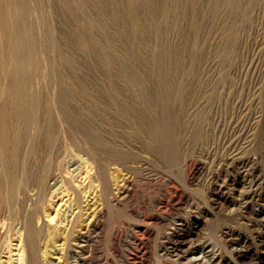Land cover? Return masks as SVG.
Returning <instances> with one entry per match:
<instances>
[{
  "label": "rangeland",
  "instance_id": "rangeland-1",
  "mask_svg": "<svg viewBox=\"0 0 264 264\" xmlns=\"http://www.w3.org/2000/svg\"><path fill=\"white\" fill-rule=\"evenodd\" d=\"M26 1H27V3H26L27 7L29 6L32 8L34 6V8H33L34 11H33V9L30 8V10H32L33 13L31 11H29L30 13L28 12L27 17H29V18L31 17L30 19L28 18V20H29L28 22L30 24V21H31L34 28L37 27L36 29L33 28L36 31V33H37V31L40 30L38 32V34H40V35L35 33L34 35H36V36H33V33H32V36H33V38H35L34 40H36V41L40 40L41 41V42L39 41L41 43V44H39V47L41 48V50L39 47H37L38 43L37 42L34 43L35 41H33V40H32V42L34 43V46L31 45V47L32 46L35 47V48H33V47L32 48H33V50L36 51V53L37 52H40V53L46 52L45 54L44 53L43 54L37 53V55L34 53V55H36V57L34 56L35 57L34 59H36V61H38V63H39L38 69L41 67V70H37V69H34V70L36 71V73L42 72V76H41V74L36 75L34 70L32 71V75H34L35 77L30 75V77H32V78H30L31 79L30 84H31V86L33 85L34 90H35L34 92L39 93V91H40L39 94H41V92H43L41 94V96L38 97L39 98L38 99L39 100L38 101L39 106L38 105L37 106H38V108L41 107V108H39L41 114H44V113L48 114L49 111H51V112L54 111V113L52 112V115H53V114H55V112H57V110L64 111V113H66L68 115L72 113L70 116H68V115L64 114L63 112L58 111L61 113L57 112V114H55L56 116L54 115L57 118H55L49 114L50 116L48 115V117H52V119H51L52 124L54 123V121H56V119L59 122L56 121L53 124V126H51L50 128H49V126L52 124L50 122H49L50 124L47 123L45 126L46 127L48 126V127L46 128L44 126L45 130H43V131H45V134H44V132H43V134L41 133L40 135L42 137L39 135L40 137L38 139H40V141H41L42 140L41 138H43L42 141H44V139L47 136L46 133L49 132V131H47L48 128L50 130L52 127H53L52 128L53 130H50L51 133L49 132L48 134L52 135V137L55 136L54 138H56L57 135L59 134L58 136L60 138H63L62 135H60V132L62 130L64 131L66 126H68V127L70 126V128H68V129L66 128L67 133L64 134L65 131L64 132L62 131L61 134L64 135V138H63L64 140L67 139V141H70L71 143H72V140L68 139L71 132L76 134L77 131H80V129H83L84 131L83 130L80 131L83 134L78 132L79 134L82 135V136L80 135V137H82V139L79 137V135L77 136V134H76L77 138L75 139V137H76L75 134H73V133L71 134V136L74 138V140H76V141L79 140L78 143L81 141L80 143L84 144L83 136L86 137L85 135L87 134L89 136L91 135V137L94 135L93 137L94 138L98 137L99 140L104 139V137L106 139V137H109V136H110V139L114 138V137L116 139L119 138L118 141L115 138H114L115 140L112 139L113 142L115 141V143H113L112 140L110 142H107V141H109V138H107L106 140L104 139V140H105V143H111L112 142L111 145L112 144H118V143L120 144L121 143V137H122L120 135V134H122L121 131L123 129L125 130V128L127 127V129H129V131L131 130V132H135L137 130L135 132L136 134L133 133V135L134 134L135 135H137V134L141 135L142 133L148 132L147 134H149V136L151 137V138L147 137L149 139V141H147L148 139L145 137L146 133H145V136L141 139H140V137H142L143 134H142V136L138 135V136H140L139 138H138V136H137V138H136V136H133V137H135V139L140 140L139 141L140 144L136 143L137 146H140L141 142H143L144 141L143 139L145 138V139H147L146 140L147 142L145 143V141H144L142 143L143 145L147 144L145 146L149 145V147L154 145V146H152V148L155 146L159 147V149L158 148L156 149V147L153 148L155 151L152 150V148L151 149L149 148V150H152V151H150L151 152L150 153L149 150L147 149L148 147H146V148L144 147L146 149L145 150V149H143V147L142 148L137 147L138 148L137 149V148H135L136 146H134V148L137 149V150H135L132 147L133 145H131V148H132L131 150L133 152L130 151V155L133 157L132 154H135L134 156H138V159H141V160H138L137 157H133V160L137 164H139V168L136 167V168H132V169H135L136 171L138 170L139 172L142 171V172H140L142 174L138 173V171L137 172L135 171L133 173L134 170H131V168H128L129 170H131L130 175H134L133 179H135L134 181H136V183H134L135 184V192H134V195L131 197V199L127 202V204L125 203L123 205L121 204V205L114 206L115 208L114 207L112 208L113 205L110 206L109 209L112 210V213L109 210V212L111 213V214L109 213V216H111V217L109 218L110 222L108 221L109 225L107 224L109 227L107 226V228H106V229H109V231L105 230L103 232V235L100 237V240H99V242H100L99 247L102 249L101 250L102 252L99 250V256L101 257V259L106 258L105 256H107L110 259V264H137L138 261H139L138 264H186L185 263L186 261H187V264H189L188 261H190V260H187V259H190L191 255L193 256V253H191V250H193V247H195V246H201L202 249L204 250L205 254H206L205 256L206 257L208 256L207 259L204 260L205 263L209 259L207 261V262L210 261L209 264H257V263L258 264H264V0H242V1L240 0L242 2V4L239 1V5L237 3L238 0H237V2H236V0H234L235 2L233 0H230V2L232 1L234 3H237V6L234 3L231 4L228 0H191L192 2L190 0H187V1L186 0H180L177 3V6H178L177 8L179 9V17H180V15H181V17H180V20H178L179 17L177 19V23L180 21L179 24H177V27H175L177 29L170 28V27L168 28L167 25L165 26V25H163L164 23L163 24L161 23L162 19L164 21V17H165V15H163L164 17L162 16V14H165L163 9H166L167 5L170 6L171 5L170 3L172 2V0H150L149 1L150 6L149 5L148 6L154 10L155 14L159 15V16L156 15L155 17H153L155 14L152 12L153 13L152 17L154 19L157 17L156 18L157 20L151 19L153 21V24H154L153 26L155 27V23L158 22L159 25L158 24H156V25H158V27L159 26H161V27L158 28L156 26V29L158 31L160 29L161 30L165 29L164 31H166V33L168 32L167 33L168 35L164 31L162 32L161 30L160 31L162 33H159L160 35L157 34L158 33L157 30L153 31V32L146 33L147 34L146 38L152 37V38H148L149 40H147L145 38V41L148 42L147 44L150 46V50L149 49H148V51L142 50V49H147V48H144V45H145L144 43L142 45L139 44V46H138L139 50H138V49H136V47H137L136 42H138L139 38L136 36H135V39L132 38V37H134V33H133L134 29H133V27H131V29H129L130 26L133 24V23H131L132 20L130 21L129 18H125L123 21H121L120 24L121 25L123 24V26H125V27L128 24V26L126 28H128L127 30L130 31L129 33L132 32L131 34H133L130 36L128 33V37L129 38L131 37L132 39H134V40H131V38H130V41H129L127 39L128 38L127 37V38H125V39H127V41H125V39H123V41H121L122 45H120L121 43L119 44V48H121V51H120L121 53H122V50L126 47L125 51L123 50V52L125 54H120V52L118 50L117 51L114 50V49H116V48H114L115 47V45H114L115 40H114V38L111 39L112 36L115 35V34L113 35V33H115L114 30L116 29L115 28L116 26H114V22H112L110 20L111 25H113L112 27H110L111 26L110 24H108L109 25L108 27L105 24L109 20V17H111V14L113 12L112 9H108L107 13H104V15L106 16L105 17L101 11L96 13V11H99L100 8L97 7L98 8V10H97V8L94 5H96V6H98V5H97V3L95 4L96 1L94 2V0H92V2H91V0H86V1L84 0V2L87 4V6H84V8H86V9H84L82 7L83 5H86L85 3L83 4L82 2H80L82 0H80L79 2L77 0L69 1L72 3L74 2L73 5L76 4L77 7L73 6V5H69L72 3H68V0H66V3L62 0H59L63 4L65 3L64 6L66 8L58 0H45V3H43L44 6L40 5V4H42L43 0H41V2H40V0L39 1L38 0H30L31 3L32 2L35 3V5L32 3L31 4L32 6H30L29 0H24V2H26ZM47 1H49V2H47ZM120 1L118 0V4L123 3L122 5L124 6V8H123V6H121V4H120V6L118 5V7L121 8V10H123L126 8L127 2L125 0H123L125 2H122V0H120ZM166 1L168 2L167 4H166ZM163 2H164V5L166 4L165 6H163V4H162ZM67 3H68V6L70 7L69 10H72L73 13L71 11H70V13H68L69 11H67V9L69 7L66 6ZM36 4L40 8L45 7V5L48 4L49 6L47 5L46 8L49 9V11L47 10L48 11L47 12L46 9H44V8H42V10H40L39 7H36ZM80 4L81 5L83 4V5L81 6ZM51 5H52V7H50ZM78 5H80L81 7H79ZM88 5H90V6H88ZM60 6L61 7L63 6L64 9H63V7L61 8ZM92 6H94L93 8H95V9L91 11ZM161 6L163 7V9ZM232 6H234V7H232ZM29 7H28V9H29ZM74 7L76 9L78 7L79 8H78V10H76ZM90 7H91V9H90ZM149 7L147 8L148 11H150ZM51 8H52V10L54 9L55 11L53 10L54 11L53 12L51 10ZM81 8H83L84 12H83V10H82V12L84 14L81 13ZM87 8L90 9V11ZM109 8H112V7H109ZM152 9H151V11H152ZM37 10H39V11H37ZM43 10H45L46 13L43 12ZM63 10H64V12L67 11V14L63 15V13H64ZM75 10L77 11V13L79 15H76ZM85 10L88 11L89 15L87 14V12H85ZM109 10H111V11H109ZM35 11L39 12V13L42 11L43 14L41 13V15L40 14L39 15L42 17L47 16V18H49L47 20V18L45 17L46 21L48 22V25H50L49 27H47V24L44 25L45 24L44 23V20H45L44 17H43L44 18L43 22L41 21L43 19L42 17L36 18L39 15ZM93 11H95V13ZM160 11H162V12H160ZM180 11H181V14H180ZM49 12H51V13H49ZM56 12H58V14ZM74 12H75V14H74ZM90 12H93V13H90ZM52 13L56 14V16H54V14H53V16L55 18V19L53 18L54 21H52L53 20L52 19ZM85 13H86V15H85ZM109 13H111V14H109ZM33 14L36 17L32 16ZM59 14L60 15L62 14V15L60 16ZM69 14L71 15V17H69L70 16ZM90 14L93 16H91ZM97 14L98 15L100 14V18L103 19V21L105 18L107 19V20L105 19L106 22L104 21V24H105L104 26H105V28L106 27L107 28L110 27V28H109V31H107V32L105 31V35H107V37H108L109 36L108 34L111 33L110 34L111 40H105L104 39L105 35H104L103 29H102V28H104V26L100 29V31L97 30L94 32V30H91L92 28H90V24L92 22V19L93 20L96 19L99 21L101 20L100 18L99 19L97 18V17H99ZM107 14H109V17H107L108 16ZM29 15H31V16H29ZM73 15L77 16L76 19ZM80 15H83V16H80ZM78 16H80V17L85 16V17L82 18L83 20H81L80 17H78ZM86 17L89 20L92 18L91 21L89 22V20ZM158 17H160V18H158ZM40 18H42V19L40 20ZM35 19H36V21L38 20L37 22H39V20H40V22L42 24L39 25L40 22L38 24L35 21ZM77 19L81 20V21H78ZM126 19L129 20L128 23L124 22V21H127ZM158 19L160 22L158 21ZM49 20H51V21L49 22ZM85 20H86V23H84ZM32 21H34V22H32ZM77 21L80 23H83V24L81 25ZM110 21L107 23H110ZM26 22H27V19L25 20L26 25H24L27 27V25H29V24H28V22L27 23ZM34 23H35V25L36 24L37 25L34 26ZM125 23H127V24L125 25ZM78 24H79V26L81 25V27H79V26L76 27ZM84 24H86V26H88V27H84L85 26ZM32 25H31V27H32ZM51 25H54V26H51ZM132 26H134V24ZM162 26H164V27H162ZM31 27L28 26V30H30V32H33L34 30L29 29ZM74 27H75V29H73ZM47 28H50L49 34L47 32L49 29H47ZM55 28H57L56 30H58V31H56ZM107 28H106V30H107ZM84 29H85L86 33L89 30H91L90 31L91 34L90 33L86 34L83 31ZM87 29H88V31H87ZM73 30H78L79 32L76 34V32H73ZM40 32H42L43 34H41ZM50 32H52L54 34V37H53L52 33H50ZM72 32H73L74 36H72L73 35ZM108 32H110V33H108ZM154 32H156L155 36H153ZM227 32L229 34H227ZM44 33L46 35L51 34L49 36V38L50 37H52L53 39L55 37L58 38V39L55 38L54 41L52 38L50 39L53 41L52 43H55L54 45L51 43L50 40H48L49 39L48 35H47V38H46V36H44ZM95 33H96V36L99 34L98 36L100 37V40L102 39L103 42L102 41L101 42H102L103 46L100 45L101 47H97L96 45H94L95 42L93 40L91 42L92 38L89 36H91L92 34L94 35ZM150 33H153V34L151 35ZM231 33H233L234 35ZM82 34L83 35L85 34V35L83 36ZM149 34H150V36H148ZM230 34L232 37L230 36ZM41 35H43L42 38L38 37ZM76 35H78L80 37V39L77 40V38H79V37ZM87 35H89V36H87ZM158 35H159V40H161L162 43H165V45L171 43V45L173 47V52H172V56H171V60H170L171 62L165 61V59H163V57L165 58V54L163 55L164 48H162V47H165V45L160 43L161 41H159L157 38ZM163 35H165V37H168L167 38L168 43H167L166 38ZM225 35L228 37L227 39H225V37H226ZM69 36L70 37L72 36V37L70 38ZM85 36H87L89 39H87V37H85ZM102 36H103V38H102ZM43 37H45V38H43ZM74 37H75V40L77 42L75 40H73ZM37 38L38 39L40 38V39L37 40ZM154 38H156V41ZM42 39H47L48 41H50V42H47V40H46L47 44H45L49 47V49L47 46L42 45L43 44ZM82 39L84 41L87 39L91 43H89L87 40H86V42H83ZM58 40L60 41L61 44L59 43ZM81 40H82V43L78 42ZM104 40H105V42H104ZM153 40L155 41V43ZM110 41H111V43H109V45H108V42H110ZM132 41L135 45V46L133 45V47H135V48L130 46V44L132 45ZM32 42H31V44H33ZM56 42H57V44H56ZM62 42L64 44H62ZM74 42H75V44H74ZM123 42H125L124 45H123ZM149 42H150V44H149ZM49 43H51V45ZM78 43L79 44L81 43V44L79 45ZM85 43H86V45H85ZM152 43H154V44H152ZM158 43H159V45H158ZM82 44H83V46H82ZM90 44H91V47L93 45L96 46V47L93 46L94 48L92 47L93 51L91 50ZM110 44H112V45L110 46ZM52 45H53L54 49L58 48V51L55 50V52L53 53L54 50L50 49V48H52ZM55 45H57V47H54ZM60 45L62 46L63 49H65V47H66L65 45H67L70 48V49H68L66 47V49L64 50V52H66L67 50H71V51L66 52V53L69 52L68 53L69 55L74 52V49H73L74 47L76 49L79 48L78 52H74V55L78 54L77 55L78 57H75L76 55L74 56L72 54H71L72 57L71 56L69 57L65 53L61 54L63 52V49L61 47H58ZM107 45L110 46V49H111V47L114 46L113 49L111 50L112 52L115 51V53L112 55H113V57L116 58V59L114 58L115 64H112L113 66L109 65L108 62L105 61L106 58H104L105 56L103 55L104 54L103 53L104 48H102V47L106 46L105 50L109 51ZM151 45H153V47L155 45L160 46V47L155 46V52L159 53V54H157L158 57L155 56L156 53L153 52L154 48L152 49ZM71 46H72V48H71ZM79 46H82V47L80 48ZM87 46H88V49H87ZM122 46H125V47L123 48ZM140 46L142 47V49ZM45 47L47 48V50L45 49ZM127 47H128V51H127ZM83 48H86V49H83ZM158 48H160V49L158 50ZM174 48H176V50H177V52L175 51L176 53H174V50H175ZM37 49H38V51H37ZM43 49H45L46 51ZM81 49L83 50L82 52H81ZM89 49H90V54H88ZM102 49H103V52H102ZM130 49H132V51L130 52V55L132 57H133V55H135V57H133V58H131V56L128 54ZM49 50L51 53H49ZM59 50L60 51L62 50V51L60 52ZM84 50L86 52H84ZM156 50H158V51H156ZM95 51H97L99 53V55ZM100 51H101V54H100ZM159 51L161 52V54ZM47 52H48V54H47ZM93 52H95V54ZM118 52L121 55V57L123 58L122 60H124V61H126V59H127L126 56L129 55L128 57H130L131 59L128 58V60H130V61L127 60V62L128 63L132 62V63H130L132 66L126 62L124 63V61H122L121 59H120V61L122 63L120 65L119 64L120 63V61H119L120 56H118L119 55ZM134 52H137V54L139 53L138 54L139 56L137 54H133ZM144 52H145V54H144ZM147 52L148 53L150 52L149 54L151 57L155 54L154 59L152 58L153 60L151 59L150 56H148L149 54ZM140 53L141 54L143 53L144 55L143 54L140 55ZM151 53H153V54L151 55ZM92 54H94V55H92ZM175 54H177V55L174 56V58L172 60V57ZM49 55H52V56L54 55V56L52 58V56L49 57ZM56 55H58L57 56L58 58L61 55L62 58L60 57L61 58L60 61H59V59L58 60L56 59L57 58ZM63 55L65 57H68V60H65V59L63 60V57H64ZM115 55H117V56H115ZM159 55H160V57H159ZM43 56H44V59H42ZM102 56H104V57H102ZM136 56H137V59H136ZM140 56L142 59L139 58ZM74 57H75V59L77 58L76 61L74 60ZM46 58L48 60L50 58L51 59L50 62L53 60L51 62L52 68L56 62L62 61L61 65L57 63L59 66H56L57 68H55V66H54V68L57 69L56 70L57 74L58 73L60 74L61 71L63 72V70H61L62 68L64 69V73L61 72V75H59V74L57 75L56 73H54L53 72L54 69H52L50 66H48V65H50V63L47 62L48 60L45 61ZM145 58H147V59H145ZM148 58H149V60H148ZM160 58L163 59V61H165V63L162 60H160ZM69 59H70V61H69ZM71 59L75 63V64H73L74 66L72 65L73 62ZM100 59H102L101 60L102 62L103 61H105V63L107 62L106 64H108L109 66L106 65L104 62H103L104 63L103 64L100 61ZM134 59L136 60V62L137 61L138 62L136 63L135 61H132ZM41 60H44V62L43 61L40 62ZM139 60H141L140 62L142 65L140 64ZM142 60H143V62H142ZM144 60H145V64L147 63V66L143 65ZM146 60L148 62H151V61L152 62L155 61V62L153 64H151L152 62L149 64ZM159 60H160V62L162 61V63H160ZM63 62L64 63L66 62L65 64H68V65L67 66L64 65ZM70 62H72V63H70ZM116 62H118V65L116 64ZM46 63H48V64L46 65ZM112 63H113V61H112ZM158 63H160V65H158ZM167 63H168V65H167ZM169 63L174 64V65L170 64L171 67L173 66L172 71L174 73L173 72L168 73V71L170 72V69H169L170 67H168ZM102 64L104 65V67ZM155 64L158 66H161V65L164 67L166 66L169 70L166 67H165V69H161V68H163L162 66L158 67ZM175 64H176V66H175ZM44 65H46V66H44ZM70 65L73 66V68H75L72 71H75L78 68L79 73H77L78 71L77 72L75 71V73L70 72L72 69V67L71 68L69 67ZM75 65L77 66V68L75 67ZM78 65H80V68ZM123 65H126V66L124 67ZM129 65L133 68H130ZM133 65H135V66H133ZM137 65L140 68L136 67ZM151 65H152V70L150 68H147V67H151ZM110 66L113 67L112 69L115 72H112L113 70L110 71L111 70ZM115 66H116L117 71L114 69ZM117 66H120V68L118 67V69H117ZM42 67H43V70H42ZM48 67L50 70H52V76H54V74H56L57 76H54V77L50 76L51 71H48V69H47ZM58 67L60 68V70L58 69ZM65 67H68L70 69L69 70L67 68L69 72L65 71V69H66ZM155 67H157L156 70H154ZM129 68H130L131 72H130ZM175 68L176 69L179 68L178 69L179 71L178 70L175 71ZM121 69L122 70L126 69L127 71H129V73L135 72L134 74L133 73L132 74L136 77L138 75V77L140 78L139 79L138 77L137 78L134 77V80L137 79L136 80L137 82H136V90H134V89L133 90H134V92H137V95H136V93L134 95V92H133L131 87H128L126 84H123V83H126V81H124L125 80L124 75L121 74L122 73ZM146 69L148 71H146ZM105 70H108V71L105 72ZM149 70H151L150 71L151 73H152V71H153V73L156 72L157 76H154L153 73L151 74L149 72ZM159 70L161 71L160 74H162V75L158 74ZM136 71H137V73H139V71H140V74H143V76L145 75V77L148 73H150L151 75L148 74L147 78H144L140 74H137ZM163 71H165L166 74L167 75L169 74L170 76L169 75L167 76L165 74V72L163 73ZM65 72H67L66 74H68V76L70 74L69 77H71V74H72V78L70 79L71 81H69L68 76L65 77V79L67 81L64 79ZM111 72H112V76H110ZM116 72H119L120 75L117 74ZM146 72H147V74H146ZM43 73L45 76H47L49 74L47 76L48 78L45 77L43 75ZM106 73H108V74L110 73V74L108 75ZM73 75H76V76L79 75L77 77L78 79L75 78ZM113 75H115V76L118 75V76L115 77ZM158 75H159V77H158ZM163 75H165V76L160 78ZM36 76H38V77H36ZM122 76H123V79H122ZM150 76H152L153 78ZM171 76H172V78H171ZM49 77H51V79L53 78L52 80H54V81L51 80V83H49L50 82ZM55 77L57 79L58 78L59 79L56 80ZM60 77H62V78H60ZM110 77H112V78L114 77L113 78L114 80H112L113 82L116 81L117 86L115 85V83H114V85H112L115 88L111 87V82H112L111 79L112 78H110ZM141 77H142V80H143V78L147 79L146 81L148 82L149 86H147L148 84L142 85L143 82H141L142 81ZM33 78H35V79L38 78L39 80L36 79L37 80L36 81L35 79L33 80ZM73 78H75L77 81H75V79H73ZM119 78H121L124 82L121 81ZM169 78H171L172 81H171V79L169 80ZM62 79H63V81H61ZM117 79H119V80L117 81ZM155 79H156V81H155ZM160 79L163 81H161ZM179 79L181 81L184 80V82L186 84L184 82H179L178 81ZM45 80H47V81H45ZM59 80L62 82V84L59 83L60 82ZM78 80L79 81L82 80V82H78ZM108 80L110 82L109 84H108V82H106ZM35 81L37 83L39 82V84L37 85V83H36V85H35V83H34ZM55 81H58L59 87H63L64 89L60 88V90H59L58 83ZM65 81L67 82V84ZM143 81L145 84L146 83L145 80H143ZM166 81H168V82L166 83ZM69 82H70V84H69ZM71 82H74L73 84H75L76 86L71 84ZM104 82L107 85H109L110 87L104 85L105 84ZM117 82H119V83L117 84ZM121 82H122V84H121ZM163 82H165V85L166 84L167 85L163 86V89L161 91L162 93H160L159 88L161 89L160 85H162ZM174 82L176 85L174 84ZM44 83H46V84H44ZM47 83H49V85H48L49 88H47ZM76 83H78L79 85L82 84V87H84L83 84L89 85V87H92L91 89L94 92L90 88L85 86V87H87L86 92L91 90L94 94L91 91H90V93H88V92L85 93V87L82 88L81 86H78V84H76ZM138 83H140V85H142L143 88H141V87L138 88L140 86V85L137 86ZM171 83L173 85H171ZM183 83L186 85L184 87L185 88L187 87L186 89L184 88L185 90L182 89L183 85H184ZM260 83L262 85H259ZM43 84H44V86H46L45 88H47V89H45L44 87H43L44 90L42 89L41 85L43 86ZM50 84H52V86L54 84L53 89L51 88L52 86H50ZM68 84L70 85V87L73 85L71 87V89H72V91H75V92L72 93L71 89H69L70 87L67 88L69 86ZM55 85L57 86L58 89L55 87ZM61 85H63V86H61ZM103 85H104V87L106 86L107 89L103 88ZM119 85H120V87H119ZM121 85L122 86L125 85V87H122ZM168 85H169V87H171V86H173V87H171V89H170L168 87ZM35 86H37V89ZM73 87H76V88H73ZM146 87L148 88L147 90H146ZM164 87L168 88L170 91L172 90L174 93L177 92L178 95H181V92H183L184 94H182V96H179V97H178V95L173 97L175 94L172 93V91H171V93H169V94H170V97H172V98H170V97H168L169 94L166 91L168 89H166V88L164 89ZM174 87H175V89H173ZM176 87H177V89L181 88V90H177ZM66 88H67V90L68 89L69 90L67 91ZM77 88H78V90H77ZM93 88L95 90L97 89L98 91L99 90L102 91L103 89H106L107 93H106V90H104L105 94H104V91H102L103 93L100 91L101 92L100 93L96 90L97 91L96 92ZM261 88H262V90H260ZM48 89H49V91H48ZM114 89L115 90L117 89L116 94H115ZM125 89L126 90L129 89V91H124ZM138 89H140V92ZM142 89H144L145 92L141 91ZM32 90H33V88H32ZM53 90L55 91V92H53L54 96H53V94L52 95L49 94L50 92L52 93ZM57 90H59L58 91L59 95L61 94L60 98H59V96H56V95H58ZM63 90H65V91H63ZM80 90H83L84 92L81 91L82 92V94H81ZM111 90L112 91L114 90L113 91L114 93ZM118 90H120V92H118ZM158 90H159V92H158ZM259 90H260V92H259ZM60 91L63 92L64 95H66V93H67V95L70 93L71 97L73 96V98H70V96H69V98H67L68 96L67 95L64 96L63 93H60ZM170 91H168V92H170ZM76 92H78L80 94H78ZM95 92L98 94L100 93V95L98 96V94H96ZM122 92H126L127 94L124 93L122 95ZM128 92L132 94L131 97L129 95L130 98L127 96L129 94ZM138 92H139V94H138ZM143 92H144V95L141 94ZM38 93H36L35 95L39 96ZM108 93L110 94V96H108L109 95ZM111 93H112V95H114V97L111 95ZM117 93H119V94L121 93L122 96H124V95L125 96L124 97H122L121 95L119 96ZM148 93H150L149 94L150 96H151V94H153L154 96L153 95L152 96L154 98L149 96V99H147L146 97L148 96ZM155 93H157V94H155ZM165 93H166V95H164V97L165 96L168 97L166 99H170L171 102H170V100H167V101H164V103H163V99H165V98L162 95ZM258 93H261L260 97H258V95H259ZM45 94L48 96V98H49V95H50V98L52 96L53 99L51 98L50 104H52V102L54 100L58 101V102H55V101L53 102V104L56 103L55 106L53 104L51 105L52 109H54L55 107L56 108L58 107V109L55 108L56 110L55 109L52 110L50 108V106H49V100L50 99L47 100L46 99L47 96ZM76 94H78V96ZM95 94L97 95V97H99L98 100L103 99L104 97H106V95L110 98L109 103L113 102L112 100H116L114 103V106L119 101V98H120V103L119 102H118L119 104L117 103V105H119V106L116 109L113 106L112 107L113 109L112 108L107 109L108 111H106V109H104L102 112L99 111V113H98V109L95 106L94 107L96 109L92 106V105H94V103L92 104V102L94 101V100L92 101V99L95 98L97 100V97H93V96H96ZM101 94H104L105 96L104 95L102 96ZM185 94L187 96H185ZM35 95H34V97H35ZM86 95H88V96L84 97ZM140 95L144 100L145 99H147V100L152 99V101L150 100L152 104L148 103L147 100H145L146 101L145 102L143 99H140L139 98ZM171 95H173V96H171ZM45 96H46V98H44ZM61 96H64L63 97L64 99L67 98L66 100L68 101L69 107H68L66 101ZM79 96L80 97L83 96L82 97L83 99L86 98L85 99L86 102H85V100L81 101L80 100L81 98H78ZM88 97H89V99H88ZM108 97H106V98H108ZM117 97H119V98H117ZM156 97L159 100H157ZM177 97L178 98L181 97V100L178 99ZM41 98L42 99L44 98L45 101L42 100ZM74 98H77V100H75ZM106 98H104V100H102L103 102L105 101L104 103L109 101ZM124 98H126L125 100H127V99L128 100L125 102ZM60 99L63 101V103ZM69 99L73 100L74 106L75 105L77 106V107L73 106L72 107L73 110L70 108L72 106L73 102L70 101ZM117 99H118V101H117ZM121 99L124 101L123 104H121L122 103ZM130 99L132 101L133 100L134 101L133 102L129 101ZM135 99H137V100H135ZM257 99H260V100H257ZM46 100H47V102H46ZM140 100L142 102H145L144 107H143L144 104L141 103ZM42 101H43V103L41 104ZM75 101L78 103H76ZM135 101H136V105H135ZM153 101L155 102L154 104H153ZM160 101L162 104L160 103ZM172 101H173V103H172ZM257 101H259V103ZM45 102H46V104H45ZM59 102H61L60 103L61 105H63L65 103L64 105H66L65 107L67 108V109L65 108L66 112H65V109L63 107L64 105L62 106L63 108L61 107L62 109L60 108ZM81 102L84 103V106H83V103L81 105ZM130 102H131V104H129ZM138 102L141 104L140 107L144 109L145 114L143 112V109L141 110V108L139 106H138L139 108L135 107V106H137V104H139ZM168 102H170L172 104H170ZM174 102H175V104H174ZM181 102H183V103H181ZM262 102H263V104H262ZM87 103H88V105H87ZM109 103H108V105H109ZM146 103H148V105H146ZM40 104H41V106H40ZM78 104H79V106H78ZM149 104L152 105L153 107L152 106L148 107ZM158 104L161 107L165 104L162 107V109L168 104L167 107H169L170 110H168L169 108H167L166 111H164L161 109V107ZM43 105H46V106H43ZM89 105H91V106L89 107ZM122 105L124 107H126L125 108V109H127L126 111L130 110V113H129V111L127 112V113H129L128 115H130V116H127V113H126L125 109L122 107ZM131 105L132 106L135 105L134 106L135 108H132ZM257 105L258 106L261 105V106L258 107ZM47 106H49V108L51 110H49ZM85 106H86V108H85ZM42 107H43V109H42ZM78 107H80V109ZM91 107H93L92 108L93 110L91 109ZM127 107H129V109ZM76 108H78L77 111L74 110ZM89 108L91 109V111L89 110ZM122 108H123V110H122ZM155 108H157L159 110L157 111V109H156V111H154ZM133 109H135V111H139V112L135 113L133 111ZM257 109H259V110L261 109L262 111L261 110L259 111ZM45 110H46V112H45ZM70 110L72 112L69 113ZM96 110H97V112H96ZM152 110H153V112H152ZM161 110L166 112V113L162 112ZM73 111L77 112V113L75 114ZM115 111L117 113H115ZM124 111H125V113H124ZM167 111H169V112L171 111V113L167 115V113H169ZM85 112H87L86 113L87 115L85 114ZM89 112H93V115H95V116L91 115L92 118H90L91 116L89 115L90 114ZM104 112L106 113V116H104V114H105ZM133 112L136 115H138L140 112L145 115L144 116L140 113V115L142 116V119H141V116L138 115L140 117V118L139 117L138 118H139V120H141V122L144 120L143 124L139 123L136 125L133 122H131V120L133 121L135 116H136L135 115L134 117H132L134 115ZM147 112H150L151 117H150L149 113H147ZM81 113L85 114V115L82 114L81 116H87V117H80ZM97 113L100 114V117L104 116L103 119H105L107 117L106 122H108V123L110 122L109 119L110 120L113 119V120H111L113 123L112 122H110V123L117 128L118 132L114 126L109 125L110 123L105 124L106 122H105V120L102 119V117L100 120V117H98L99 115ZM109 113L112 115H110ZM146 113L149 115V117ZM200 113L204 114V116L202 115V117H203L202 121L200 119L196 120V118H199L198 116L200 115ZM59 114L61 117L66 115L65 116L66 118L67 117L70 118L72 115H74L75 116L74 118L77 119L79 116V119H77L75 122L79 126L77 125L75 127L76 124L74 126L72 125V123L74 122L73 120H75L73 118H70V119L67 118L66 121L69 123V124H67V122L65 121L66 118L64 119V117H63L62 121L63 122L65 121L63 123L62 121H60L61 117L59 116ZM61 114L62 115L64 114V115L62 116ZM108 114H109V116H108ZM117 114H118V118H119V119L117 118L118 120L116 119ZM119 114H121V115L126 114V116L121 117V116H119ZM152 115H154V116H152ZM169 115L171 117H167ZM110 116L115 117V119L111 118ZM143 116H144V118H143ZM157 116H160V118L158 117L159 118L158 122H157V119H156V121H152V122L149 121L151 119L155 120L153 117L157 118ZM93 117H96L95 120L97 122L100 121V122H98V125L100 124L98 126V128H96L97 126H95V125H97L96 121L92 120L94 122L92 124H91L92 121L91 122L89 121L91 119H94ZM108 117H110V118H108ZM125 117L128 119H126ZM130 117H132V118H130ZM163 117H165L164 120H162ZM81 118L87 119V120L84 119L85 122H83V124H82L83 126L81 124H79L81 122V121H79ZM123 118L125 119V121ZM83 119H81V120L83 121ZM160 119L162 122L160 121ZM168 119H170V120L168 121ZM116 120L120 121V123L116 122ZM127 120H128V123H127ZM165 120L168 121V123ZM86 121H88L89 123ZM101 121H104L105 123L101 122ZM147 121H149V124L146 123V125L144 127V124ZM199 121H201V122H199ZM155 122H156V124H155ZM56 123L59 125H56ZM84 123H86V124H84ZM87 123L91 124V126L88 125ZM103 123L105 124V126L109 125L107 127L108 128L107 131H105L106 128H105ZM116 123H117V126L119 128H121V130L116 126ZM123 123H125V124H123ZM130 123L131 124L133 123L132 124L133 127H134V125H135V127L140 125L138 127H142V129L139 128L140 129L139 131H138V128L137 129L136 128L130 129V128H132V126L131 127L129 126V125H131ZM152 123H153V125H152ZM163 123L165 125H163ZM65 124H66V126H65ZM70 124L72 125V127H73L72 129L74 131L71 129ZM126 124H128V125L125 127L124 125H126ZM168 124H170V126ZM172 124H173V127H172ZM55 125L58 126L59 129H60V127L61 128H63L64 126L65 127H64V129H62L60 131L58 128L55 127ZM60 125H62V126H60ZM149 125H150V127H149ZM158 125H159V127H158ZM111 126H112V128H115V129L111 130ZM121 126H123V128ZM147 126L150 129H152V127L155 128L157 126L159 128V132H157L158 130H155L157 132L156 133L157 136L155 134V131H153V129H152V131H153V133H152V131ZM77 127L78 128L80 127V129L76 130V129H78ZM89 127H92V128H89ZM157 127L155 129H158ZM86 128L90 129L91 131L90 130H88V132L85 131ZM100 128H102V131L100 130ZM42 129H43V126H42ZM69 129H71L72 131ZM162 129H164L165 131H163ZM171 129H173V130H171ZM56 130H58V131H56ZM94 130H96V131H94ZM99 130L102 133L105 131L104 134H100L101 138L98 135V133H101ZM141 130H143V131H141ZM144 130H147V131L144 132ZM174 130H176V131H174ZM108 131L109 132L111 131L110 134ZM115 131H116V133L120 132L119 135L116 134ZM199 131L202 132L201 135H200ZM54 132H55V134L58 132L57 135L53 136ZM89 132L90 133L93 132V133L90 134ZM137 132H140V133H137ZM160 132H163V133L161 134ZM158 133H160V134H158ZM66 134H69V136ZM107 134H109V136H107ZM163 134L165 136L167 135L166 138H170V141H171L170 144L171 145L168 144L169 140L164 138ZM203 134H205V135L202 136ZM44 135H46V136L44 137ZM111 135H112V137H111ZM117 135H118V137H117ZM158 135L159 136L161 135V137H159ZM168 135L172 136V140H171V137H169ZM176 135H178V136H176ZM48 137L49 136H47V138ZM162 137L164 138V141L165 140H167V141L163 142ZM173 137L176 138L177 140L174 139ZM87 138L88 137H86L84 139L86 141H89V139L87 140ZM160 138L162 140H160ZM156 139H157V141H156ZM154 140H155V142L161 141V143L159 142L160 144L159 143L156 144L154 142ZM182 140H184V141H182ZM101 141H102V145H104L103 147H105L104 141L103 140H101ZM177 141H179V142L176 143ZM151 142L155 143L156 145L152 144ZM41 143H43V142H41ZM41 143H40V146L38 148V153H40L39 156H42L41 152L43 153V151H41V149L43 148V145H41ZM172 143H173V146H172ZM70 145L72 146L73 144H70ZM169 145L174 147V148L171 147V150H170L168 148V147H170ZM178 145H180V146H179V148L177 147V149H176V146H178ZM41 146H42V148H41ZM108 146H110V144H107L104 151L109 148ZM161 146L163 149L161 148ZM73 147H76V145H73ZM110 147H111L110 149H112L115 147V145L114 146L112 145ZM165 149H167V150H165ZM158 150L159 151L164 150V151L162 153L160 151V153H159ZM172 150H174V152ZM113 151L115 152L117 150L113 149ZM113 151H110V152L114 153ZM120 151H121V149H120ZM123 151H125V150H123ZM123 151H121V153ZM181 151H182L183 155H182ZM107 152H108V150H107ZM110 152H108L107 154H106V152L101 153L102 156L100 155V158L102 159L105 156L104 158L106 161L109 158V160H108L109 162L107 161L108 163H110L112 161L120 160L119 157H121V155H120L121 153L118 155L119 157L116 156L119 153V149L117 151L118 153L115 152L114 154H111ZM136 152H139V154L141 152L140 155H142V156H140ZM148 152H149V154H148ZM167 152L168 153L170 152L169 153L170 156H169V154H167ZM172 152L174 154L175 153L178 154L179 159H178V156L176 154H175L176 157L173 158L174 154ZM177 152H179L180 155ZM143 153H145V154H143ZM165 153L168 156V159H165V158H167V156L165 157L163 155ZM103 154H104V156H103ZM108 154L110 156H108ZM144 155L145 156L147 155V156L145 157ZM158 155H160L161 157ZM106 157H107V159H106ZM110 157H111V160H110ZM113 157H114V159L115 158H118V159L114 160V159H112ZM140 157H142V158H140ZM162 157H164V158H162ZM175 158L178 160H176ZM183 158L185 160L189 159V161L193 162V164H195L197 172L195 169V171L193 172L194 174H192V173L188 174L185 171L186 169L184 168V165H183V163L185 161ZM173 159H175L176 161ZM180 159H182V160H180ZM118 162L119 161H117V163L115 162V164H120V166H124V162L122 160H121L122 163L121 162L118 163ZM169 164H171V165H169ZM140 167L141 168L143 167V169L141 170ZM121 169H122L121 170L122 173L126 172L128 174L130 172L129 170H126L127 168L125 166H124V168L121 167ZM136 173H138L140 175L139 178H138L139 175ZM135 174H136V176H135ZM136 178H138V179L136 180ZM250 188L252 191L250 190ZM126 205H127V207H126ZM112 230L113 231L115 230V231L113 232ZM116 231H117V233H116ZM114 233H116V234H114ZM119 233H120V236L118 235ZM103 236H104V238H103ZM111 236L112 237L115 236V237L110 238ZM136 237L141 238V239H136ZM115 238H116V247L112 248V245H113ZM118 239H119V241H118ZM205 250H207V251H205ZM201 252H202V250L200 249V251L198 253H201ZM103 254H104V256H103ZM188 256H189V258H187ZM97 264H101V261L97 262ZM194 264H196V263H194ZM201 264H203V262Z\"/></svg>",
  "mask_w": 264,
  "mask_h": 264
},
{
  "label": "bare ground",
  "instance_id": "bare-ground-1",
  "mask_svg": "<svg viewBox=\"0 0 264 264\" xmlns=\"http://www.w3.org/2000/svg\"><path fill=\"white\" fill-rule=\"evenodd\" d=\"M30 1V0H29ZM39 1V0H38ZM44 1V2H43ZM42 1V4H40V5H42V6H44V4L43 3H45V0H43ZM59 1V0H58ZM62 1H64L65 3H66V0H62ZM69 1H73V0H68V3H72V2H69ZM75 1V0H74ZM78 2L80 1V0H77ZM86 1V0H85ZM96 1V2H95ZM120 1V0H119ZM127 3V6H126V8L125 9H123V10H121V8H119L118 7V5L120 6V4H121V6H123L122 4L123 3H119L118 4V0H94V2H95V4L97 3V5L98 6H96V5H94L96 8L98 7V8H100L99 9V11H96V13L97 12H102V14L104 15V13H107V11H108V9H112V14L111 13H109V14H111V17H109V14H107L108 16L107 17H109V20L107 21V22H109L110 20L112 21V22H114V26H116L115 28V33H113V35L114 36H112V38L111 39H113L114 38V40H115V43H114V45H115V47L114 48H116V49H114L115 51H121V48H119V44L120 45H122V42L121 41H123V39H125V38H127L128 37V33L130 32V31H128L127 29L128 28H126L127 26H128V22H129V20L128 19H126L127 21H124V22H127V23H125V25L127 24V26L125 27V26H123V24L121 25L120 23H121V21H123L125 18H129L130 19V21H131V23H133L134 24V26H132L131 24V26H130V28L129 29H131V27H133V33H134V37H132V38H134L135 39V36L136 37H138L139 39H138V42H136L135 44H136V49H138L139 47V44L140 45H142L143 43L145 44L144 45V48H147V49H142V47H141V49L142 50H146V51H148V49L150 50V46L147 44L148 42H146L145 41V38H146V36H147V34L146 33H149V32H153V31H156L157 29H156V26L158 27V25H159V23L157 22V23H155V27L153 26L154 24H153V21L151 20V19H153V20H155L153 17H155L156 15L157 16H159L158 14H155V12H154V10L152 9V8H150L149 6V1L150 0H125ZM125 1H123L122 0V2H125ZM178 1H180V0H172V2L170 3L171 5L169 6V5H167L165 8L166 9H163V7H162V9H163V11H164V13L165 14H162V16L163 15H165V17H164V21H163V17L161 18L162 19V21H161V23L163 24V25H167L168 26V28L170 27V28H174V29H177V28H175V27H177V24H179V22L177 23V19H178V17H179V9L177 8L178 6H177V3H178ZM187 1V0H186ZM191 1V0H190ZM189 1V2H190ZM229 2H230V0H228ZM234 1V0H233ZM239 1L240 0H238V2H237V0H236V2L238 3V5H239ZM242 1V0H241ZM240 1V2H241ZM40 2H41V0H40ZM47 2H49V1H47ZM46 2V3H47ZM53 2V1H52ZM60 2V1H59ZM58 2V3H59ZM77 2V3H78ZM80 2H82L83 4L85 3L84 2V0H82V1H80ZM90 2V1H89ZM91 2H92V0H91ZM90 2V3H91ZM121 2V1H120ZM192 2V1H191ZM228 2V3H229ZM235 2V1H234ZM234 2H230L231 4H233ZM27 1L26 2H24V0H0V264H97V262H99V261H101V264H110V259L107 257V256H105L106 258H102L101 259V257L99 256V250L101 251L102 249L99 247V245H100V242H99V240H100V237L103 235V232L105 231V230H108L109 231V229H106L107 228V226L109 225V223H108V221L110 220L109 218L111 217V216H109V208H110V206H112V208L114 207V206H117V205H123V204H127V202L131 199V197L134 195V192H135V184L134 183H136V181H134L135 179H133V176L134 175H130V173H131V170H134L133 171V173L136 171L135 169H132V168H136V167H138L139 168V164H137L134 160H133V157H137V159H138V156H134L135 154H132L133 155V157L130 155V151H132L131 149V145H133L132 147L134 148V146H136L135 148H137V147H140V148H142L143 147V149H145L146 147H148L147 149L149 150V148L151 149L152 148V146H154V145H152L151 147H149V145L148 146H145V145H147V144H142L144 141H145V143L147 142V141H149V139L147 138V137H149V138H151L150 136H149V134H147L148 132H145V131H147V130H144V132L146 133V136H145V133H142L143 134V136H142V134L140 135V134H137V135H135L136 133V129L138 128V131L140 130L139 128H141L142 129V127H138V126H140V125H138V126H136L135 127V125H134V127L132 126V124L134 123V124H139V123H144L143 121L141 122V120H139V116H141L140 115V113L142 112L141 110L143 109V108H141L140 107V103L139 104H137V106H135L136 105V101H135V105H131L132 106V108H135V107H137V108H141V112L138 114V115H136V114H134V112L136 113H138L139 111H135V109H133V116L132 117H134L135 115L137 116H135V118H134V120L132 121L131 119V122H133L131 125H129L130 127L132 126V128H130V129H134V128H136L134 131L135 132H131V130L129 131V129H127V125L128 124H126V125H124L125 127V130L122 132L121 131V133L123 134L124 132V134L122 135V134H120L122 137H121V143L119 144H112L113 146L115 145V147L114 148H112V149H110L111 147L110 146H112L111 145V143L113 142V140H115L114 138H111L110 139V136H109V134H110V132H109V134H107V136H109V137H106V139L107 138H109V141H107V142H110L112 139V142L111 143H105V137H104V139H101V140H103L104 141V144H105V147H103L104 145H102V141L101 140H99L98 139V137L97 138H94L93 136L91 137V135L89 136V135H85L86 137H88L87 138V140L89 139V141H86L84 138H86V137H84L83 136V142H84V144H82V143H78V141H76V140H74V138L71 136V134L73 133V132H71V134H70V136H69V134H66V135H68L69 136V140H72V143L70 142V141H67V139L66 140H64L63 138H64V135L63 134H61L62 133V129H64V127L66 126V124H65V126L63 127V128H61L60 127V129L58 128V126H56V125H59V124H57L56 123V125H55V127L56 128H58L60 131V135H62V137L63 138H60L58 135H57V133L55 134V132H54V134H53V136L54 135H57V137L56 138H54V137H52V135H50V134H48L49 132H50V130H53L52 128L49 130V128L51 127V126H53V124L56 122V121H58L57 119H56V121H54V123L52 124L51 123V119H52V117H48V115L50 114V115H52V112L54 113V111H49V110H51L52 109V107H51V105L53 104V102L55 101H53L52 102V104H50V101H51V98H52V96H51V98H50V95H49V98H48V96H47V98H46V96L44 97V98H46L47 100L48 99H50L49 100V106H50V108H49V106H47L48 107V114L46 113H44V114H41L40 113V110H39V108H41V107H39L38 108V106H39V103H38V97H40L41 96V94L43 93V92H41V94H39L40 93V91H39V93L38 92H34L35 90H34V87H33V85L31 86V82H30V78H32V77H30V75L31 76H33V77H35L34 75H32V71L34 70V69H37V70H41V67L38 69V61H36V59H34L35 57H36V55H37V53L38 54H41L40 52H37L36 53V51L35 50H33V48H35V47H33L34 46V43H38V45H37V47H39V44H41L40 42V38L38 39L37 38V40H39V41H36V40H34L35 38H33V36H36V35H34L35 33H36V31L34 30V29H36L37 27H33V25H32V23H31V21H30V24H29V20H28V18L29 17H27V15H28V12L29 11H31L32 13H33V11H34V6L31 8V7H29V9H28V7H27ZM34 5H35V3L34 2H32ZM31 1L29 2V4H30V6H32L31 4ZM38 3V2H37ZM60 3H62V2H60ZM64 3V4H65ZM68 3H67V5L66 6H68ZM74 3V2H73ZM73 3L72 4H69V5H73ZM88 3V2H87ZM168 2L166 1V4H167ZM188 3V2H187ZM237 3H234L236 6H237ZM28 4V5H29ZM49 4V3H48ZM48 4H46L45 5V7H42V8H44V9H46V11L48 10L49 11V9H47L46 7H47V5ZM53 4V3H52ZM64 4L62 3V5L64 6ZM79 4V3H78ZM82 4V5H83ZM86 4V3H85ZM151 4V3H150ZM163 4V6H165L164 5V2L162 3ZM241 4H242V2H241ZM59 5V4H58ZM81 5V4H80ZM80 5H78L79 7H81ZM91 5V4H90ZM90 5H88V6H90ZM149 5V6H148ZM187 5V4H186ZM49 6V5H48ZM62 6V7H63ZM73 6H76L77 7V5L75 4V5H73ZM84 6H87V4L86 5H83L82 7L84 8ZM94 6H92V9H91V7H90V9H91V11L92 10H94L95 8H93ZM169 6V7H168ZM231 6V5H230ZM235 6V7H236ZM241 6V5H240ZM36 7H39V6H37V4H36ZM35 7V8H36ZM50 7H52V5L50 6ZM61 7V6H60ZM61 7V8H62ZM65 7V6H64ZM64 7H63V9H64ZM69 7V6H68ZM78 7V8H79ZM109 7H112V8H109ZM150 8V11H148L147 10V8ZM153 7V6H152ZM232 7H234V6H232ZM30 8L31 9H33V11L32 10H30ZM40 8V7H39ZM42 8H40V10H42ZM49 8V7H48ZM66 8V7H65ZM75 8V7H74ZM73 8V9H74ZM78 8L76 9V10H78ZM83 8H81V13H83L84 12V10H83ZM98 8H97V10H98ZM123 8H124V6H123ZM70 9V7L67 9V11H69L68 13H70V11L72 12V10H69ZM84 9H86V8H84ZM88 9V8H87ZM90 9H88L89 11H90ZM151 9H152V11H151ZM161 9V8H160ZM51 10H52V8H51ZM54 10V9H53ZM52 10V11H53ZM75 10V11H76ZM82 10H83V12H82ZM37 11H39V10H37ZM46 11L45 10H43V12H45L46 13ZM47 11V12H48ZM55 11V10H54ZM53 11V12H54ZM67 11H65L64 12V10H63V15L64 14H67ZM95 11H93L94 13H95ZM109 11H111V10H109ZM36 12V11H35ZM43 12L41 11L40 13L39 12H36V13H38V15L40 14L41 15V13L43 14ZM79 12V11H78ZM85 12H87V14L89 15V13H88V11H86L85 10ZM93 12H90V13H93ZM155 14L153 17H152V15H153V13ZM160 12H162V11H160ZM30 13V12H29ZM35 13V14H36ZM49 13H51V12H49ZM57 14H58V12H56ZM73 13V12H72ZM71 13V14H72ZM152 13V14H151ZM53 14H54V16H56V14L55 13H52V19L54 18V16H53ZM74 14H75V12H74ZM84 14V13H83ZM101 14V15H102ZM161 14V13H160ZM180 14H181V11H180ZM183 14V13H182ZM35 16L34 14L32 15V16H35L36 18H39V17H42V16ZM60 15V14H59ZM62 15V14H61ZM60 15V16H61ZM70 15V14H69ZM76 15H79L78 13H77V11H76ZM74 16L75 17V19H76V17L77 16ZM85 15H86V13H85ZM87 15V16H88ZM91 15V14H90ZM98 15V14H97ZM29 16H31V15H29ZM80 16H83V15H80ZM80 16H78V17H80ZM91 16H93V15H91ZM95 16V15H94ZM99 17H97L98 19L100 18V14L98 15ZM105 16V15H104ZM44 18L46 17L47 18V16H43ZM42 17V18H43ZM51 17V16H50ZM69 17H71V15L69 16ZM85 17V16H84ZM84 17H80V19L81 20H83L82 18H84ZM103 17V16H102ZM106 17V16H105ZM180 17H181V15H180ZM180 17H179V19L178 20H180ZM31 18V17H30ZM29 18V19H30ZM42 18H40V20L42 19ZM44 18L41 20L42 22H43V20H44ZM46 18H45V20H44V25H46L47 24V27H49L50 25H48V22L46 21ZM87 18V17H86ZM94 18V17H93ZM96 18V17H95ZM158 18H160V17H158ZM27 19V22H28V24L29 25H27V27L26 26H24V25H26L25 24V20ZM34 19V18H33ZM49 18H47V20H48ZM51 19V18H50ZM55 19V18H54ZM54 19L52 20V21H54ZM73 19V18H72ZM88 19V18H87ZM92 19V18H91ZM91 19L89 20V22L91 21ZM101 19V18H100ZM106 19V18H105ZM104 19V21L106 22V20ZM160 19V20H161ZM40 20H39V22H40ZM78 20V19H77ZM81 20H78V21H81ZM102 21H103V19H101ZM99 21V20H93L92 19V22H91V24H90V28H92L91 30H94V32L95 31H100V29L106 24L107 25V27L109 26L108 24H110L111 25V21H110V23H105L104 24V21L102 22V21ZM157 20V19H156ZM35 21H36V19H35ZM38 21V20H37ZM36 21V22H37ZM47 23H46V22ZM51 20H49V22H50ZM77 21V22H78ZM94 21V22H93ZM158 21H159V19H158ZM26 22V23H27ZM32 22H34V21H32ZM39 22H37L38 24H39ZM83 22V21H82ZM123 22V23H124ZM155 22V21H154ZM160 22V21H159ZM79 24H83V23H80V22H78ZM84 23H86V20L84 21ZM42 23L40 22V24L39 25H41ZM50 24V23H49ZM52 24V23H51ZM54 24V23H53ZM79 24L76 26V27H78L79 26ZM156 24H158V25H156ZM24 27H23V26ZM31 25H32V27H31ZM37 25V24H36ZM35 25V23H34V26H36ZM81 25L79 26V27H81ZM85 26L84 27H88V26H86V24H84ZM28 26H30L31 28H29V29H32V30H34L33 32H30V30H28ZM51 26H54V25H51ZM113 25H111L110 27H112ZM180 26V25H179ZM178 26V27H179ZM26 27V28H25ZM106 27V28H107ZM109 27V28H110ZM159 27H161V26H159ZM158 27V28H159ZM162 27H164V26H162ZM34 28V29H33ZM39 28V27H38ZM53 28V27H52ZM89 28V29H90ZM106 28H105V26H104V28H102L103 29V32H104V35H105V31L107 32V31H109V28H107V30H106ZM167 28V27H166ZM47 29H49L47 32H48V34H49V31H50V28H47ZM54 29V28H53ZM57 28H55V30H56ZM73 29H75V27L73 28ZM80 29V28H79ZM105 29V30H104ZM164 29V28H163ZM45 30V29H44ZM81 30V29H80ZM91 30H89L88 31V29H87V33H90L91 34ZM111 30V29H110ZM161 30V29H160ZM159 30V31H160ZM165 30V29H164ZM164 30H161L162 32L164 31ZM228 30V29H227ZM40 31V30H39ZM39 31H37V33L36 34H38V32ZM45 31V32H46ZM56 31H58V30H56ZM84 32H85V29L83 30ZM82 31V32H83ZM102 31V30H101ZM113 31V30H112ZM111 31V32H112ZM132 31V30H131ZM158 30H157V34H159V33H162L161 31L159 32ZM54 32V31H53ZM73 32H76V34L79 32L78 30H73ZM73 32H72V34H73ZM165 33H166V31H164ZM32 33H33V36H32ZM41 34H43L42 32H40ZM50 33H52V32H50ZM86 33V32H85ZM86 33V34H87ZM102 33V32H101ZM108 33H110V32H108ZM132 33V32H131ZM131 33H129V35L131 36V35H133V34H131ZM155 33L156 32H154V35L153 36H155ZM168 33V32H167ZM166 33V34H167ZM234 33V32H233ZM233 33H231V34H233ZM47 34V35H48ZM59 34V33H58ZM103 34V33H102ZM107 34V33H106ZM111 34V33H110ZM110 34H108L109 36V38L107 37V35H105L104 36V39L105 40H111L110 39ZM151 35L153 34V33H150ZM150 34L148 35V36H150ZM156 34V35H157ZM227 34H229L228 32H227ZM231 34H230V36H231ZM38 35H40V34H38ZM47 35L44 33V36H46V38H47ZM51 35V34H50ZM50 35H48V38H49V36ZM52 35H53V37H54V34L52 33ZM80 35V34H79ZM83 35V34H82ZM85 35V34H84ZM83 35V36H84ZM93 35V34H92ZM89 36V35H87V36H89V37H91L92 39H91V42H92V40L95 42V44L94 45H96L97 47H101V46H103V44H102V39L100 40V37L97 35L96 36V33L93 35V36ZM160 35V34H159ZM159 35H158V40H159ZM168 35V34H167ZM166 35V36H167ZM234 35V34H233ZM42 36L43 35H41V36H38V37H41L42 38ZM56 36V35H55ZM59 36V35H58ZM72 36H74V34L72 35ZM71 36V37H72ZM76 36H78V35H76ZM81 36V35H80ZM82 36V37H83ZM87 36H85V37H87ZM164 37H165V35H163ZM226 36V35H225ZM229 36V37H230ZM70 37V36H69ZM70 37V38H71ZM79 37V36H78ZM98 37V38H97ZM162 37V36H161ZM232 37V36H231ZM234 37V36H233ZM33 38V39H32ZM43 38H45V37H43ZM52 37H50L48 40H50ZM56 38V37H55ZM54 38V39H55ZM102 38H103V36H102ZM108 38V39H107ZM131 38V37H130ZM130 38L128 37L127 39L130 41ZM131 38V40H134V39H132ZM148 38H152V37H147L146 39L147 40H149ZM166 38V40H167V38L168 37H165ZM164 38V39H165ZM228 37L226 36L225 37V39H227ZM53 39V38H52ZM54 39H53V41H54ZM56 39H58V38H56ZM73 39V38H72ZM71 39V40H72ZM78 39H80V37L79 38H77V40ZM85 39V38H84ZM87 39H89L88 37H87ZM86 39V40H87ZM127 39H125V41H127ZM155 39V41H156V38H154ZM170 39V38H169ZM32 40L33 41H35L34 43L32 42ZM43 40V44L42 45H45V44H47L46 43V40L47 39H42ZM45 40V41H44ZM47 40V42H50L51 41V43L53 42L52 40H50V41H48ZM60 40V39H59ZM58 40V41H59ZM73 40H75V37H74V39ZM83 40V39H82ZM82 40L81 41H78V42H81L82 43ZM86 40L84 41L83 40V42H86ZM105 40H104V42H105ZM157 40V41H158ZM76 41V40H75ZM89 43H91L89 40H87ZM102 41V42H101ZM113 41V40H112ZM128 41V42H129ZM151 41V40H150ZM154 41V40H153ZM152 41V42H153ZM155 41H154V43H155ZM159 41H161V40H159ZM31 42L33 43V44H31ZM45 42V43H44ZM77 42V41H76ZM114 42V41H113ZM165 42V41H164ZM170 42V41H169ZM51 43H49L50 45H51ZM59 43H60V41H59ZM80 43V44H81ZM88 43V44H89ZM109 43H111V41L110 42H108V45H109ZM124 43L125 42H123V45H124ZM131 43V42H130ZM129 43V44H130ZM154 43H152V44H154ZM160 43H162V41L160 42ZM167 43H168V40H167ZM53 45L55 44V43H52ZM56 44H57V42H56ZM61 44V43H60ZM62 44H64L63 42H62ZM74 44H75V42H74ZM79 44V43H78ZM79 44V45H80ZM106 44V43H105ZM113 44V43H112ZM112 44H110V46L112 45ZM128 44V43H127ZM149 44H150V42H149ZM163 45H165V43H162ZM31 45H33L32 47H31ZM41 45V46H42ZM53 45H52V48H50V49H53L54 51H53V53L55 52V50L56 51H58V48L57 49H54L53 48ZM85 45H86V43H85ZM84 45V46H85ZM93 45V46H94ZM101 45V46H100ZM107 45V47H108V49H109V51H107V50H105V48H106V46H104V47H102V48H104V52H103V49H102V52L104 53L103 55L105 56H102V57H104V58H106V60L105 61H107L108 62V64L109 65H112V64H115L114 63V58L115 57H113V55L112 54H114L115 53V51L114 52H112L111 50L113 49V47H111V49H110V46H108ZM133 45H134V43H133V41H132V45L130 44V46H132L133 47ZM158 45H159V43H158ZM161 45V44H160ZM45 46H47V45H45ZM68 49H70L67 45H65ZM73 46V45H72ZM72 46H71V48H72ZM77 46V45H76ZM82 46H83V44H82ZM82 46H79L80 48L82 47ZM92 46V47H93ZM96 46H94V47H96ZM126 46V45H125ZM125 46H122L123 48L125 47ZM129 46V45H128ZM135 46V45H134ZM156 47H160V46H157V45H155ZM155 46L153 47V45H151V47H152V49L154 48V51L153 52H155ZM48 47V46H47ZM54 47H57V45H55ZM58 47H61L62 48V46L60 45V46H58ZM66 47H65V49H66ZM90 47H91V44H90ZM91 47V50L94 48H92ZM131 47V48H132ZM40 48V47H39ZM38 48V49H39ZM44 48V47H43ZM78 48V47H77ZM126 48V47H125ZM125 48L123 49L124 51H125ZM133 48H135V47H133ZM162 48H164V51H163V55L165 54V58L163 57V59H165V61H168V62H171L170 60H171V56H172V52H173V47H172V45H171V43H169V44H166L165 45V47H162ZM161 48V49H162ZM38 49H37V51H38ZM45 49L47 50V48L45 47ZM45 49H43V50H45ZM48 49H49V47H48ZM60 49V48H59ZM63 49V48H62ZM65 49H63V52L61 53V54H63V53H65L66 55H68L69 57L71 56L72 57V55H74V52H78V49H76L75 47L73 48L74 49V52L73 53H71L70 55L68 54V53H66L67 51H71V50H67L66 52H64V50ZM76 49V50H75ZM83 49H86V48H83ZM87 49H88V46H87ZM97 49V48H96ZM101 49V48H100ZM99 49V50H100ZM120 49V50H119ZM160 48H158V50H159ZM175 50H174V53H176L177 52V50H176V48H174ZM40 50H41V48H40ZM45 50V51H46ZM123 50H122V53L120 52V54H125L124 52H123ZM139 50V49H138ZM158 50H156V51H158ZM60 51V50H59ZM62 51V50H61ZM60 51V52H61ZM73 51V50H72ZM83 50L81 49V52H82ZM93 51V50H92ZM127 51H128V47H127ZM132 51V49H130V51H129V55H130V52ZM134 51V50H133ZM176 51V52H175ZM84 52H86L85 50H84ZM88 52V51H87ZM96 53H98L97 51H95ZM95 52H93L94 54H95ZM119 52H118V54H119ZM140 52V51H139ZM142 52V51H141ZM160 52V51H159ZM34 53L36 54V55H34ZM44 53V52H43ZM42 53V54H43ZM46 53V52H45ZM44 53V54H45ZM49 53H51L50 52V50H49ZM57 53V52H56ZM59 53V52H58ZM117 53V52H116ZM148 53V52H147ZM150 53V52H149ZM148 53V54H149ZM156 53V52H155ZM173 53V54H174ZM47 54H48V52H47ZM46 54V55H47ZM60 54V53H59ZM64 54V55H65ZM86 54V53H85ZM88 54H90V49H89V53ZM94 54H92V55H94ZM100 54H101V51H100ZM118 55V56H120V58H119V61H120V59L122 60L123 58L121 57V55ZM132 54V53H131ZM133 54H137V52H134ZM139 54V53H138ZM137 54V55H138ZM143 54V53H142ZM141 53H140V55H142ZM144 54H145V52H144ZM143 54V55H144ZM147 54V55H148ZM153 53H151V55H152ZM157 54H159L158 52L156 53V55L155 56H157ZM160 54H161V52H160ZM45 55V56H46ZM63 55V56H64ZM76 55V54H75ZM74 55V56H75ZM78 55V54H77ZM75 56V57H78V56ZM98 55H99V53H98ZM128 55V56H129ZM154 55L151 57L150 56V54L148 55V56H150L151 57V59L153 58L154 59ZM177 54H175V55H173V57H172V60H173V58H174V56H176ZM35 56V57H34ZM50 56H52V55H49V57ZM54 56V55H53ZM53 56H52V58H53ZM58 55H56V57H57ZM115 56H117V55H115ZM123 56V55H122ZM128 56H126L127 57V59H126V61H124V60H122V61H124V63L126 62V63H128L127 62V60H128V58L129 59H131V58H133V57H135V55H133V57L131 56V58L130 57H128ZM139 56V55H138ZM146 56V55H145ZM147 56V57H148ZM60 57H61V55H60ZM56 58L57 60L59 59V61H60V59L62 58ZM75 57H74V60L76 61L77 60V58L75 59ZM98 57V56H97ZM113 57V58H112ZM144 57V56H143ZM158 57V56H157ZM159 57H160V55H159ZM162 57V56H161ZM48 58V57H47ZM45 59V61L46 60H48V59ZM67 58V59H66ZM140 59H142L141 58V56L139 57ZM138 58V59H139ZM156 58V57H155ZM42 59H44V56H43V58ZM68 60V57H63V60ZM116 59V58H115ZM136 59H137V56H136ZM144 59V58H143ZM145 59H147V58H145ZM150 59V60H151ZM152 59V60H153ZM158 59V58H157ZM163 59H161L160 58V60H162L163 61ZM176 59V58H175ZM174 59V60H175ZM38 60V59H37ZM50 58H49V60L47 61V62H49L50 63V65H48V66H52L51 64V62L53 61H51L50 62ZM56 60V61H57ZM72 60V59H71ZM79 60V59H78ZM102 59H100V61H101ZM118 60V59H117ZM148 60H149V58H148ZM160 60H159V62H160ZM44 62V60H41L40 62ZM56 62L55 63V68H57L56 66H59L58 64H60L61 65V63H62V61L61 62ZM69 61H70V59H69ZM105 61H103L104 63H105ZM112 61H113V63H112ZM116 61V60H115ZM118 61V62H119ZM128 61H130V60H128ZM132 61H135L136 62V60L134 59V60H132ZM141 60H139V62H140ZM147 61V60H146ZM162 61L160 62V63H162ZM165 61H163L164 63H165ZM67 62V61H66ZM65 62V63H66ZM73 62V63H72ZM72 62H70V63H72V65L73 64H75L74 63V61L72 60ZM79 62V61H78ZM102 62V61H101ZM102 62V63H103ZM106 62V63H107ZM118 62H116V64L118 65ZM138 62V61H137ZM136 62V63H137ZM142 62H143V60H142ZM148 62V61H147ZM152 62V61H151ZM151 62H148L149 64L151 63ZM155 61H153L151 64H153ZM58 63V64H57ZM64 63V62H63ZM64 63V65H68V64H65ZM69 63V64H70ZM77 63V62H76ZM103 63V64H104ZM105 63V64H106ZM121 61H120V65H121ZM123 63V64H124ZM130 63H132V62H130ZM130 63H128V64H130ZM160 63H158V65H160ZM48 63H46V65H47ZM57 64V65H56ZM102 64V65H103ZM108 64H106V65H108ZM127 64V65H128ZM140 64H141V62H140ZM148 64V65H149ZM170 64L171 65H174V64H172V63H169V66L168 67H170L169 69H170V72L168 71V73H172L173 71V66L171 67L170 66ZM46 65H44V66H46ZM105 65V66H106ZM108 65V66H109ZM131 65V64H130ZM129 65V67L130 68H133V67H131ZM136 65V64H135ZM135 65H133V66H135ZM142 65V64H141ZM143 65H145V66H147V63L145 64V60H144V64ZM156 65V64H155ZM154 65V66H155ZM158 65H156V66H158ZM164 65V64H163ZM167 65H168V63H167ZM54 66H53V68L52 69H54V73H56V70L57 69H55L54 68ZM63 66V65H62ZM74 66V65H73ZM73 66H69L70 68L72 67V69H71V71L70 72H74L75 73V71L77 72V73H79V70H78V68H77V66L75 65V67L77 68V70H75V71H72L73 69H75V68H73ZM79 66V68H80V65H78ZM113 66V65H112ZM124 67L126 66V65H123ZM150 66V65H149ZM162 66V65H161ZM161 66H158V67H161ZM175 66H176V64H175ZM103 67H104V65H103ZM111 67V66H110ZM118 67L120 68V66H117V69H118ZM122 67V66H121ZM123 67V68H124ZM128 67V66H127ZM136 67H138V65L136 66ZM135 67V68H136ZM142 67V66H141ZM163 68H161V69H165V67L164 66H162ZM66 69L68 68V67H65ZM113 67H111V70L110 71H112L113 69H112ZM130 68H129V70H130ZM134 68V69H135ZM138 68H140V67H138ZM146 68V67H145ZM147 68H150L151 70H152V65H151V67H147ZM156 68L157 67H155V69L154 70H156ZM167 68V67H166ZM48 69V71H51V74H50V76H52V70H50L49 69V67L47 68ZM46 69V70H47ZM58 69L60 70V68L58 67ZM65 69V71H68V69L66 70ZM105 69V68H104ZM107 69V68H106ZM115 70H116V66H115V68H114ZM127 69V68H126ZM122 70L121 72V74L122 75H124V81H126V83H123V84H126L128 87H131L132 88V90L134 89V90H136V80H134V77H136V76H134L133 74L135 73H129V71H127V70ZM137 69V68H136ZM135 69V70H136ZM142 69V68H141ZM140 69V70H141ZM144 69V68H143ZM168 69V68H167ZM168 69V70H169ZM179 68H175V71L176 70H178ZM42 70H43V67H42ZM58 70V71H59ZM61 70H63V72L62 73H64V69L62 68ZM70 70V69H69ZM151 70H149V72L151 71ZM106 71H108V70H105V72ZM117 71V70H116ZM120 71V70H119ZM134 71V70H133ZM142 71V70H141ZM146 71H148L147 69H146ZM179 71V70H178ZM192 71V70H191ZM34 72L36 73V71L34 70ZM33 72V73H34ZM39 72V71H38ZM61 72H60V74L59 75H61ZM69 72V71H68ZM112 72H115L114 70L112 71ZM112 72H111V75L110 76H112ZM130 72H131V70H130ZM143 72V71H142ZM145 72V71H144ZM160 70H159V75H162V74H160ZM165 71H163V73H164ZM34 73V74H35ZM53 73V74H54ZM67 72H65V75H64V79H65V77L66 76H68V74H66ZM73 73V74H74ZM76 73V74H77ZM117 74H119V72H116ZM136 73H137V71H136ZM151 73V72H150ZM150 73H148V74H150ZM152 73H153V71H152ZM151 73V74H152ZM155 73V74H154ZM153 73V75L154 76H157V74H156V72H154ZM174 73V72H173ZM40 75L41 74V76H42V72L41 73H36V75ZM46 74V73H45ZM57 74V73H56ZM56 74H54V76H57ZM106 74H108V73H106ZM110 74V73H109ZM108 74V75H109ZM137 74H140V71H139V73H137ZM145 74V73H144ZM146 74H147V72H146ZM147 74V75H148ZM150 74V75H151ZM165 74H166V72H165ZM43 75H44V73H43ZM49 75V74H48ZM47 75V76H48ZM63 75V74H62ZM120 75V74H119ZM141 76H143V74H140ZM139 75V76H140ZM147 75H146V77H145V75L143 76L144 78H147ZM159 75H158V77H159ZM167 75V74H166ZM169 75V74H168ZM167 75V76H168ZM45 76V75H44ZM47 76H45V77H47ZM54 76H52V77H54ZM69 76H70V74H69ZM68 76V77H69ZM75 78H77L78 76H76V75H73ZM107 76V75H106ZM113 76H115V75H113ZM116 76H118V75H116ZM115 76V77H116ZM165 75H163V76H161L160 78H162V77H164ZM170 76V75H169ZM174 76V75H173ZM36 77H38V76H36ZM40 77V76H39ZM44 77V78H45ZM63 77V76H62ZM62 77H60V78H62ZM109 77V76H108ZM107 77V78H108ZM137 77H138V75H137ZM136 77V78H137ZM149 77V76H148ZM150 77H152V76H150ZM157 77V78H158ZM177 77V76H176ZM48 78V77H47ZM50 79V82L49 83H51V80L53 79H51V77H49ZM56 78V77H55ZM54 78V79H55ZM72 78V74H71V77H69V81H71L70 79ZM75 78H73V79H75ZM110 78H112V77H110ZM114 78V77H113ZM111 79V81L112 80H114V79ZM139 78V77H138ZM143 78V80H145V84H144V81L142 80V77H141V82H143V84L142 85H146V84H148V82L146 81L147 79H144ZM153 78V77H152ZM156 78V77H155ZM166 78V77H165ZM171 78H172V76H171ZM171 78H169V80L171 79ZM179 78V77H178ZM35 78H33V80H34ZM36 79H38V78H36ZM35 79V80H36ZM43 79V78H42ZM46 79V78H45ZM59 79V78H58ZM57 78H56V80H58ZM78 79V78H77ZM121 81H123L122 79H123V76H122V79L121 78H119ZM119 79H117V81L119 80ZM140 79V78H139ZM151 79V78H150ZM159 79V78H158ZM176 79V78H175ZM182 79V78H181ZM39 80V79H38ZM41 80V79H40ZM44 80V79H43ZM48 80V81H49ZM66 80V79H65ZM107 80V79H106ZM110 80V79H109ZM109 80L108 81H106V82H108V84L110 83L109 82ZM116 80V79H115ZM161 80V79H160ZM159 80V81H160ZM168 80V81H169ZM177 80V79H176ZM37 81V80H36ZM34 82L35 83V85H36V83L37 82ZM42 81V80H41ZM40 81V82H41ZM45 81H47V80H45ZM52 81H54V80H52ZM60 81V80H59ZM61 81H63V79L61 80ZM59 82V83H61L62 84V82ZM67 81V80H66ZM65 81V82H66ZM75 81H77L76 79H75ZM74 81V82H75ZM123 81V82H124ZM155 81H156V79H155ZM161 81H163V80H161ZM160 81V82H161ZM168 81H166V83L168 82ZM171 81H172V79H171ZM175 81V80H174ZM179 82H184V80L183 81H181L180 79L178 80ZM177 81V82H178ZM43 82V81H42ZM55 82H57L58 83V81H55ZM64 82V83H65ZM74 82H71V84H73ZM78 82H82V80L81 81H79L78 80ZM120 82V81H119ZM119 82H117V84L119 83ZM139 82V81H138ZM170 82V81H169ZM176 82V81H175ZM175 82H174V84H175ZM262 82V81H261ZM49 83H47V88H49ZM53 83V82H52ZM56 83V84H57ZM59 83H58V87H59ZM63 83V84H64ZM84 83V82H83ZM105 83V82H104ZM113 83V84H112ZM114 83H115V85H116V81L115 82H111V87L113 88L114 86H112V85H114ZM159 83V82H158ZM185 83V82H184ZM183 83V84H184ZM39 84V82L37 83V85ZM44 84H46V83H44ZM44 84H43V86L41 85V87H42V89L44 90V88L46 87V86H44ZM66 84H67V82H66ZM69 84H70V82H69ZM68 84V85H69ZM76 84H78V83H76ZM81 84V83H80ZM87 84V83H86ZM121 84H122V82H121ZM170 84V83H169ZM182 84V83H181ZM180 84V85H181ZM186 84V83H185ZM183 85V88L182 89H184L185 87L184 86H186V85ZM74 86H76L75 84H73ZM72 85V86H73ZM84 85V87L85 86H87L88 88H92V87H89V85H85V84H83ZM104 85H106V86H109V85H107L106 83L104 84ZM104 85H103V88H106V86L104 87ZM140 85V83H138L137 84V86H139ZM142 85H140L138 88H143L142 87ZM159 85V84H158ZM157 85V86H158ZM165 85V82H163V84L162 85H160L161 86V89L159 88V90H160V93H162L161 91H162V89H163V86ZM167 85V84H166ZM165 85V86H166ZM171 85H173L172 83H171ZM170 85V86H171ZM176 85V84H175ZM179 85V84H178ZM177 85V86H178ZM259 85H262L261 83L259 84ZM50 86H52V84H50ZM53 86H54V84H53ZM53 86L51 87L52 89H53ZM61 86H63V85H61ZM71 86V87H72ZM78 86H81L82 87V84L81 85H79L78 84ZM117 86V85H116ZM122 86V85H121ZM147 86H149V84L147 85ZM156 86V87H157ZM36 87V89H37V86H35ZM44 87V88H43ZM55 87L57 88V86L55 85ZM54 87V88H55ZM70 87V85L67 87V88H69ZM71 87L69 88V89H71ZM80 87V88H81ZM84 87H82V88H84ZM87 87H85V93H90V91L92 90H90V91H87L86 92V88ZM110 87V86H109ZM119 87H120V85H119ZM122 87H125V85L124 86H122ZM168 87H169V85H168ZM171 87H173V86H171ZM171 87H169L170 89H171ZM32 88H33V90H32ZM47 88H45V89H47ZM60 88H63V87H59V90H60ZM67 88H66V90H67ZM73 88H76V87H73ZM79 88V87H78ZM78 88H77V90H78ZM115 88V87H114ZM145 88V87H144ZM158 88V87H157ZM166 87H164V89H165ZM179 88V87H178ZM187 88V87H186ZM185 88V89H186ZM41 89V88H40ZM39 89V90H40ZM41 89V90H42ZM51 89V90H52ZM58 89V88H57ZM64 89V88H63ZM68 89V90H69ZM94 89V88H93ZM107 89V88H106ZM106 89H103L102 91H104V90H106ZM109 89V88H108ZM148 88L146 87V90H147ZM166 89H168V88H166ZM173 89H175V87L173 88ZM176 89H177V87H176ZM184 89V90H185ZM42 90V91H43ZM55 90V89H54ZM52 91V93L50 92L49 94H53V92H55V91ZM59 90H57V93H58V91ZM62 90V89H61ZM67 90V91H68ZM76 90V91H77ZM84 90V89H83ZM83 90H80V92L81 91H83ZM95 90V89H94ZM97 90V89H96ZM95 90V91H96ZM115 90V89H114ZM113 90V91H114ZM117 90V89H116ZM116 90H115V94H116ZM123 90V89H122ZM131 90V89H130ZM134 90H133V92H134ZM139 90V92H140V89H138ZM159 90H158V92H159ZM177 90H181V88H179V89H177ZM176 90V91H177ZM260 90H262V88L260 89ZM260 90H259V92H260ZM48 91H49V89H48ZM63 91H65V90H63ZM71 91H72V89H71ZM93 91V90H92ZM91 91V92H92ZM98 91V90H97ZM96 91V92H97ZM101 90H99L98 92H100ZM101 91V92H102ZM112 91V90H111ZM110 91V92H111ZM112 91V92H113ZM124 91H129V89L128 90H124ZM141 91H144V89H142ZM150 91V90H149ZM165 91V90H164ZM163 91V92H164ZM167 91V93L169 94V93H171V91L168 89V90H166ZM168 91H170V92H168ZM183 91V90H182ZM45 92V91H44ZM73 92H75V91H72V93ZM84 92V91H83ZM94 92V91H93ZM92 92V93H93ZM95 92V93H96ZM100 92V93H101ZM109 92V93H110ZM118 92H120V90H118ZM132 92V93H133ZM139 92H138V94H139ZM145 92V91H144ZM144 92L143 93H141V94H143L144 95ZM157 92V93H158ZM179 92V91H178ZM36 93H38L39 94V96H36L35 94ZM46 93V92H45ZM48 93V92H47ZM60 93H63V92H61L60 91ZM69 93V92H68ZM76 93H78V92H76ZM100 93L98 94V93H96V94H98V96L100 95ZM103 93V92H102ZM106 93H107V90H106ZM108 93V94H109ZM114 93V92H113ZM124 93H126V92H122V95L124 94ZM129 93V92H128ZM135 93H136V95H137V92H134V95H135ZM151 93V92H150ZM150 93H148V96L146 97L147 99H149V94ZM157 93H155V94H157ZM172 93H174L173 91H172ZM180 93V92H179ZM75 94V93H74ZM78 94H80V93H78ZM78 94H76L77 96H78ZM81 94H82V92H81ZM94 94V93H93ZM95 94V95H96ZM104 94H105V91H104ZM104 94H101L102 96L104 95ZM119 96L121 95V93L119 94V93H117ZM127 94V93H126ZM175 94V95H174ZM173 95H171V96H173V97H175L176 95H178L177 94V92L176 93H174ZM182 94H184L183 92H181V95H178V97L179 96H182ZM259 94V95H258ZM257 95H258V97H260V95H261V93H258ZM34 95H35V97H34ZM61 95V94H60ZM60 95H59V93H58V95H56V96H59V98H60ZM63 95H64V93H63ZM66 95H67V93H66ZM66 95H64V96H66ZM90 95V94H89ZM92 95V94H91ZM111 95H112V93H111ZM121 95V96H122ZM129 95H130V97L132 96V94L131 93H129L127 96L129 97ZM142 95V96H143ZM146 95V94H145ZM153 94H151V96L150 97H153L152 96ZM162 95V94H161ZM164 95H166V93L165 94H163L162 96L164 97ZM43 96V95H42ZM53 96H54V94H53ZM64 96H61L62 98L64 97ZM68 97L67 98H69V96H70V98H73V96L71 97V94L69 93L68 95H67ZM76 96V97H77ZM88 95H86V96H84V97H87ZM101 96V97H102ZM105 96V95H104ZM108 96H110V94L108 95ZM107 95H106V97H108ZM113 97H114V95H112ZM111 96V97H112ZM125 96V95H124ZM124 96H122V97H124ZM184 96V95H183ZM185 96H187L186 94H185ZM83 96H79L78 98H81L80 100L82 101V100H85L86 98H82ZM93 97H97V95L96 96H93ZM106 97H104V98H106ZM116 97V96H115ZM129 97V98H130ZM136 97V96H135ZM144 97V96H143ZM158 97V96H157ZM156 97V98H157ZM168 97H170V94L168 95ZM168 97H164L165 99L166 98H168ZM177 97V98H178ZM42 99V100H44L45 101V99ZM55 98V97H54ZM58 98V97H57ZM66 98V97H65ZM66 98V99H67ZM98 98L99 97H97V100L95 99V98H91L92 99V104L94 103V105H92L93 107L95 106L97 109H98V113H99V111L100 112H102L104 109H106V111H108L107 109H110V108H112L113 106H114V103H115V101L116 100H112L113 102H111V103H109L110 102V98L108 97V98H106L107 100H109L108 102H106V103H104L102 100H104V98L103 99H101V100H98ZM117 98H119V97H117ZM127 98V97H126ZM126 98H124V100L126 99ZM133 98V97H132ZM137 98V97H136ZM140 99H143L142 97H141V95H140V97H139ZM138 98V99H139ZM154 98V97H153ZM161 98V97H160ZM170 98H172V97H170ZM176 98V99H177ZM183 98V97H182ZM186 98V97H185ZM262 98V97H261ZM260 98V99H261ZM53 99V98H52ZM64 99V98H63ZM66 99H64L65 101H66V103H67V105H68V101L66 100ZM75 100H77V98H74ZM88 99H89V97H88ZM90 99V100H91ZM105 99V100H106ZM115 99V98H114ZM134 99V98H133ZM147 99H145V100H147ZM163 99V103H164V101H167V100H170V99ZM178 99H180L181 100V97L180 98H178ZM260 99H257V100H260ZM47 100H46V102H47ZM61 100V99H60ZM70 100V99H69ZM79 100V99H78ZM106 100V101H107ZM128 100V99H127ZM127 100H125V102L127 101ZM135 100H137V99H135ZM144 100V99H143ZM144 100V101H145ZM151 101H152V99H150ZM150 100H147L148 101V103H151V101ZM156 100V99H155ZM157 100H159L158 98H157ZM161 100V99H160ZM179 100V101H180ZM62 101V100H61ZM70 101H72L73 102V100H70ZM88 101V100H87ZM117 101H118V99H117ZM121 101H122V103L121 104H123V100L121 99ZM129 101H132L131 99L129 100ZM134 101V100H133ZM132 101V102H133ZM150 101V102H149ZM162 101V100H161ZM161 101H160V103H161ZM178 101V102H179ZM183 101V100H182ZM262 101V100H261ZM46 102H45V104H46ZM55 102H58V101H55ZM76 102V101H75ZM85 102H86V100H85ZM89 102V101H88ZM119 103H120V98H119V101H118ZM117 102V103H118ZM140 102L141 103H145V102H142L141 100H140ZM158 102V101H157ZM170 102H171V100H170ZM170 102H168V103H170ZM176 102V101H175ZM175 102H174V104H175ZM258 103H259V101H257ZM43 103V101L41 102V104ZM61 102H59V106H60V108L65 104H63V105H61L60 104ZM62 103H63V101H62ZM76 103H78V102H76ZM75 103V104H76ZM82 103L83 102H81V105H82ZM108 103H109V105H108ZM117 103L115 104V106L117 105ZM118 103V104H119ZM148 103H146V105H148ZM155 102L153 101V104H154ZM172 103H173V101H172ZM172 103H170V104H172ZM181 103H183V102H181ZM257 103V104H258ZM41 104H40V106H41ZM56 104V103H55ZM55 104H53L54 106H55ZM58 104V103H57ZM111 104V105H110ZM126 104V103H125ZM129 104H131V102L129 103ZM133 104V103H132ZM152 104V103H151ZM162 104V103H161ZM169 104V105H170ZM262 104H263V102H262ZM261 104V105H262ZM38 105V106H37ZM87 105H88V103H87ZM106 105V106H105ZM157 105V104H156ZM155 105V106H156ZM159 105V104H158ZM165 105V104H164ZM163 105V106H164ZM168 105V104H167ZM167 105L162 109V107H161V109L162 110H164V111H166V109L167 108H169V107H167ZM261 105H257L258 107H260ZM37 106V107H36ZM43 106H46V105H43ZM53 106V107H54ZM66 105H64L63 107H64V109L66 108L65 107ZM74 106V102H73V104H72V106L70 107L72 110H73V107ZM78 106H79V104H78ZM83 106H84V103H83ZM91 105H89V107H90ZM114 106V108L116 109L119 105H117L116 107ZM128 106V105H127ZM130 106V105H129ZM135 106V107H134ZM139 106V107H138ZM145 106V104L143 105V107ZM150 106H152V105H150L149 104V106L148 107H150ZM172 106V105H171ZM263 106V105H262ZM62 107V108H63ZM68 107H69V105H68ZM74 107H77L76 105L74 106ZM82 107V106H81ZM93 107H91V109L93 108ZM94 107V108H95ZM121 107V106H120ZM122 107L125 109L126 107H124L123 105H122ZM153 107V106H152ZM151 107V108H152ZM159 107V108H160ZM38 108V109H37ZM56 108V107H55ZM54 108V109H55ZM61 108V109H62ZM79 109H80V107H78ZM78 108H76V109H74V110H78ZM85 108H86V106H85ZM95 108V109H96ZM123 108H122V110H123ZM128 109H129V107H127ZM146 108V107H145ZM150 108V109H151ZM42 109H43V107H42ZM54 109H52V110H54ZM56 109H58V107L56 108ZM55 109V110H56ZM67 109V108H66ZM66 109H65V112H66ZM82 109V108H81ZM91 109L89 108V110L91 111ZM101 109V110H100ZM113 109V108H112ZM111 109V110H112ZM119 109V108H118ZM121 109V108H120ZM147 109V108H146ZM149 109V108H148ZM156 109L157 108H155L154 109V111H156ZM263 109V108H262ZM47 110V109H46ZM46 110H45V112H46ZM88 110V109H87ZM86 110V111H87ZM88 110V111H89ZM93 110V109H92ZM127 109H125V111H126ZM139 110V109H138ZM159 109H157V111H158ZM161 110V111H162ZM168 110H170V108L168 109ZM257 110H259V109H257ZM261 110V109H260ZM259 110V111H260ZM43 111V110H42ZM41 111V112H42ZM58 111H61V110H57V112ZM68 111V110H67ZM80 111V110H79ZM84 111V110H83ZM125 111H124V113H125ZM129 111V113H130V110H128ZM128 111H126V113L128 112ZM151 111V110H150ZM164 111H162V112H164ZM262 111V110H261ZM57 112H55V114H57ZM61 112H63L64 113V111H61ZM61 112H58V113H61ZM70 112H72L71 110L69 111V113ZM74 112V111H73ZM94 112V111H93ZM93 112H89L90 114V116L91 115H93ZM96 112H97V110H96ZM110 112V111H109ZM143 112H144V109H143ZM152 112H153V110H152ZM167 112H169V111H167ZM198 112V111H197ZM200 112V111H199ZM68 113V112H67ZM75 114L77 113V112H74ZM79 113V112H78ZM87 112H85V114H86ZM92 113V114H91ZM95 113V112H94ZM97 113V114H98ZM105 113V112H104ZM113 113V112H112ZM115 113H117L116 111H115ZM123 113V112H122ZM129 113H127V116H130V115H128ZM132 113V112H131ZM147 113H149V115H150V112H147ZM146 113V114H147ZM164 113H166V112H164ZM171 113V111L169 112V113H167V115L168 114H170ZM55 114H53L52 116L53 117H55L56 115ZM64 114H66V113H64ZM63 114V115H64ZM72 114V113H71ZM71 114H66V115H68V116H70ZM82 114H84V113H81L80 114V117H87V116H81ZM84 114V115H85ZM96 114V115H97ZM110 114V113H109ZM109 114H108V116H109ZM114 114V113H113ZM142 114V113H141ZM144 114H145V112H144ZM144 114H142V115H144ZM49 115V116H50ZM55 115V116H54ZM62 115V114H61ZM62 115V116H63ZM65 115V116H66ZM87 115V114H86ZM99 116L98 117H100V114H98ZM110 115H112V114H110ZM116 115V114H115ZM148 115V114H147ZM146 115V116H147ZM149 115H148V117H149ZM197 115V114H196ZM202 115L204 116V114L203 113H200V115L198 116L199 118H196V120L197 119H200L201 121L203 120V117H202ZM58 116V115H57ZM59 116H60V114H59ZM65 116H63L64 117V119L66 118ZM93 116H95V115H93ZM104 116H106V113L104 114ZM104 116H101L102 117V119H103V117ZM119 116H126V114L124 115H121V114H119ZM145 116V115H144ZM144 116H143V118H144ZM152 116H154V115H152ZM201 116V117H200ZM61 117V116H60ZM59 117V118H60ZM63 117H61L60 118V121H62L63 120ZM75 116L74 115H72L70 118H73V119H75V120H73L72 122L74 123H72V125L74 126L75 124V127L78 125L77 123H75L76 122V120L77 119H79V116H78V118L76 119V118H74ZM89 117V116H88ZM97 117V118H98ZM101 117H100V120H101ZM111 117V116H110ZM110 117H108V118H110ZM132 117H130V118H132ZM139 117V118H138ZM150 117H151V115H150ZM160 118V116H157V118L156 117H153L155 120H153V119H151V120H149V121H156V119H157V122H158V120H159V118ZM167 117H171L170 115L169 116H167ZM55 118H57V117H55ZM67 118H69V117H67ZM67 118L65 119V121L67 120ZM69 118V119H70ZM90 118H92V116L90 117ZM94 119H91V120H89L90 122L92 121V120H94V121H96L95 120V118L96 117H93ZM107 118V117H106ZM106 118L105 119H103V120H105V122H106ZM111 118H114L115 119V117H111ZM118 118V114H117V117H116V119ZM126 118V117H125ZM164 118L165 117H163L162 118V120H164ZM81 119H83V118H81ZM79 120V121H81L79 124H83V122H85L84 121V119H86V118H84L83 119V121L82 120ZM89 119V118H88ZM119 119V118H118ZM117 119V120H118ZM121 119V118H120ZM124 119V118H123ZM122 119V120H123ZM126 119H128V118H126ZM141 119H142V116H141ZM148 119V118H147ZM150 119V118H149ZM171 119V118H170ZM170 119H168V121L170 120ZM54 120V119H53ZM72 120V119H71ZM87 120V119H86ZM111 120H113V119H111ZM110 119H109V121L110 122H112ZM116 120V122H119L120 123V121H117ZM64 121V122H65ZM108 121V120H107ZM124 121H125V119H124ZM149 121H147V122H145V124H144V127H145V125H146V123L147 124H149ZM160 121H161V119H160ZM166 121V120H165ZM168 121H166L167 123H168ZM201 121H199V122H201ZM258 121V120H257ZM51 123L52 125H50L49 126V128H48V130L47 131H49L48 133H46V135L47 136H49L48 138H47V136L46 135H44V137L46 136V138L44 139V141H42L43 140V138H41L42 140L40 141V139H38L41 135V133L43 134V132H44V134H45V131H43V130H45L44 129V126L47 124V123ZM53 122V121H52ZM59 122V121H58ZM63 122V121H62ZM63 122V123H64ZM67 122V121H66ZM86 122H88V121H86ZM97 122V121H96ZM98 122H100V121H98ZM98 122H97V125H95V126H97L96 128H98V126L100 125H98ZM101 122H104V121H101ZM104 122V123H105ZM109 122V123H110ZM122 122V121H121ZM130 122V121H129ZM150 122V123H151ZM162 122V121H161ZM164 122V121H163ZM198 122V123H199ZM49 123V124H50ZM62 123V124H63ZM89 123V122H88ZM87 123V124H88ZM92 123H94L93 121L91 122V124ZM103 123V124H104ZM108 122H106L105 124H107ZM108 123V124H109ZM113 123V122H112ZM115 123V122H114ZM118 123V124H119ZM127 123H128V120H127ZM165 123V122H164ZM163 123V125H165ZM48 124V125H49ZM67 124H69L68 122H67ZM84 124H86V123H84ZM91 124H88V125H90L91 126ZM102 124V125H103ZM105 124H104V126H105ZM123 124H125V123H123ZM122 124V125H123ZM141 124V125H142ZM155 124H156V122H155ZM154 124V125H155ZM257 124V123H256ZM71 125V124H70ZM72 125H71V129L73 128L72 127ZM80 125V126H81ZM101 125V126H102ZM109 125H112L111 123L109 124ZM108 125V126H109ZM152 125H153V123H152ZM169 126H170V124H168ZM42 126H43V129H42ZM60 126H62V125H60ZM79 126V125H78ZM83 126V125H82ZM81 126V127H82ZM108 126H105V128H106V130L105 131H107V127ZM112 126H114V125H112ZM112 126H111V130H113V129H115V128H112ZM116 126H117V123H116ZM120 126V125H119ZM143 126V125H142ZM162 126V125H161ZM46 127V126H45ZM48 127V126H47ZM46 127V128H47ZM54 127V128H55ZM86 127V126H85ZM118 127V126H117ZM122 128H123V126H121ZM148 127V126H147ZM149 127H150V125H149ZM148 127V128H149ZM152 127V126H151ZM157 127V126H156ZM155 127V128H156ZM158 127H159V125H158ZM157 127V128H158ZM172 127H173V124H172ZM68 128H70V126L68 127V126H66L65 127V132H64V134L65 133H67V129ZM78 128V127H77ZM83 128V127H82ZM88 128V127H87ZM86 128V130L85 131H87L88 132V130H90V129H87ZM89 128H92V127H89ZM103 128V127H102ZM102 128H100V130L102 131ZM119 128V127H118ZM155 128H153L152 127V129H153V131H155V130H158L157 132H159V128L158 129H155ZM165 128V127H164ZM175 128V127H174ZM71 129H69V130H71ZM75 129V128H74ZM80 129V127L78 128V129H76V130H79ZM85 129V128H84ZM94 129V128H93ZM120 130H121V128H119ZM145 129V128H144ZM150 129V128H149ZM152 129H150L151 131H152ZM168 129V128H167ZM55 130V129H54ZM73 130V129H72ZM71 130V131H72ZM75 130V131H76ZM83 129H80V131H82ZM99 130V131H100ZM116 130H117V128H116ZM163 131H165L164 129H162ZM161 130V131H162ZM169 130V129H168ZM171 130H173V129H171ZM56 131H58V130H56ZM74 131V130H73ZM80 131H77V136L79 135V137H80V135L81 134H79V133H82V132H80ZM84 131V130H83ZM91 131V130H90ZM94 131H96V130H94ZM93 131V132H94ZM100 131V132H101ZM104 131V132H105ZM141 131H143V130H141ZM140 131V132H141ZM150 131V132H151ZM153 131H152V133H153ZM174 131H176V130H174ZM202 131V130H201ZM201 131H199L200 132V135H201ZM79 132V133H78ZM86 132V133H87ZM92 132V133H93ZM104 132L102 133H98V135H99V137H100V134H104ZM114 132V131H113ZM117 132H118V130H117ZM140 132H137V133H140ZM156 131H155V134L157 133ZM254 132V131H253ZM51 133V132H50ZM53 133V132H52ZM69 133V132H68ZM90 133V132H89ZM92 133H90V134H92ZM107 133V132H106ZM115 133H116V131H115ZM120 133V132H119ZM119 133H116V134H118L119 135ZM133 133H135L134 135H133ZM161 134L163 133V132H160ZM160 133H158V134H160ZM170 133V132H169ZM168 133V134H169ZM179 133V132H178ZM206 133V132H205ZM73 134H75V133H73ZM76 134H75V136H76ZM83 134V133H82ZM97 134V133H96ZM112 134V133H111ZM132 134V135H131ZM40 135V136H39ZM97 135V136H98ZM118 135H117V137H118ZM138 135H140V136H142V137H140V136H138ZM164 135V134H163ZM162 135V136H163ZM179 135V134H178ZM178 135H176V136H178ZM205 134H203L202 136H204ZM74 136V135H73ZM77 136L75 137V139L77 138ZM82 136V135H81ZM96 136V135H95ZM105 136V135H104ZM133 136H136V138H137V136H138V138L140 137V139L141 138H143L144 136L148 139H143L144 141L143 142H141V145L140 146H137V144L139 143V141L140 140H137V139H135V137H133ZM154 136V135H153ZM156 136H157V134H156ZM159 136V135H158ZM169 136V135H168ZM42 137V136H41ZM67 137V136H66ZM78 137V138H79ZM111 137H112V135H111ZM120 137V136H119ZM159 137H161V135L159 136ZM167 137V135L165 136L164 135V138H166ZM169 137H171V140H172V136H169ZM81 139H82V137H80ZM79 138V139H80ZM101 138V137H100ZM134 138V139H133ZM156 138V137H155ZM154 138V139H155ZM163 138V137H162ZM164 138H163V142H165V141H167V140H165L164 141ZM174 138V137H173ZM80 139V140H81ZM158 139V138H157ZM157 139H156V141H157ZM166 139H168L169 141V143L168 144H170V138H166ZM174 139H176V138H174ZM117 141L119 140V138H117L116 139ZM147 140V141H146ZM160 140H162L161 138H160ZM177 140V139H176ZM175 140V141H176ZM138 141V142H137ZM142 141V140H141ZM152 141V140H151ZM174 141V140H173ZM182 141H184V140H182ZM41 142H43V143H41ZM63 142V143H62ZM154 142H155V140H154ZM160 143H161V141H159ZM159 142H155L156 144H158ZM162 142V143H163ZM179 141H177L176 143H178ZM40 143H41V145H43V148H42V146H41V151H43V153L41 152V154H42V156H39L40 155V153H38V148H39V146H40ZM73 144V145H76V147H73V145L71 146L70 144ZM113 143H115V141L113 142ZM117 143V142H116ZM137 143V144H136ZM149 143V142H148ZM152 143V142H151ZM155 143H152V144H155ZM159 143V144H160ZM184 143V142H183ZM107 144H110V146H108L109 148L108 149H106L105 151H104V149L106 148V146H107ZM140 144V143H139ZM155 144V145H156ZM163 145V144H162ZM167 145V144H166ZM171 145V144H170ZM169 145V146H170ZM183 145V144H182ZM168 146V145H167ZM172 146H173V143H172ZM172 146H170V147H168L170 150H171V147ZM179 146L180 145H178V146H176V149H177V147L179 148ZM145 147V148H144ZM156 147V149L158 148L159 149V147H157V146H155ZM155 147H153V148H155ZM166 147V146H165ZM164 147V148H165ZM184 147V146H183ZM130 150H129V149ZM134 148V149H135ZM152 148V150H154ZM161 148H162V146H161ZM167 148V149H168ZM172 148H174V147H172ZM113 149L115 150H117L118 151V149H119V153L117 152V151H115L116 153H118L116 156H118L120 153H121V151H123V150H125V151H123L120 155H121V157H119L120 158V160H117L118 158H115L114 159V157L112 158V159H114V160H117V161H119V162H121V160L124 162V166L127 168L126 170H129L128 168H131V170H129L130 172L127 174L126 172L125 173H122L121 172V167H123L124 168V166H120V164H115V162L117 163V161H112V162H110V163H108L109 161V158H108V162L105 160V156H104V154H103V158L101 159L100 158V155H101V153H104V152H106V154L108 153V152H110V151H113ZM120 149H121V151H120ZM138 149V148H137ZM137 149H135V150H137ZM142 149V150H143ZM163 149V148H162ZM167 149H165V150H167ZM175 149V150H176ZM181 149V148H180ZM107 150H108V152H107ZM140 150V149H139ZM146 150V149H145ZM152 150H149V152L150 151H152ZM141 151V150H140ZM144 151V150H143ZM142 151V152H143ZM155 151V150H154ZM157 151V150H156ZM159 151V150H158ZM161 151V150H160ZM160 151H159V153H160ZM164 150H162L161 151V153L163 152ZM169 151V150H168ZM173 152H174V150H172ZM114 152V151H113ZM114 152V153H115ZM133 152V151H132ZM146 152V151H145ZM149 152H148V154H149ZM166 152V151H165ZM172 152V153H173ZM176 152V151H175ZM111 154H114V153H112V152H110ZM109 153V154H110ZM136 153H138L139 154V152H136ZM151 153V152H150ZM157 153V152H156ZM158 153V154H159ZM170 153V152H169ZM168 152H167V154H169ZM171 153V154H172ZM177 153H179V152H177ZM181 153H182V151H181ZM108 154V156H110ZM140 154H141V152H140ZM139 154V155H140ZM143 154H145V153H143ZM147 154V153H146ZM154 154V153H153ZM174 154V153H173ZM176 154V153H175ZM174 154V156H173V158L174 157H176V155L178 156V154H176L175 155ZM155 155V154H154ZM153 155V156H154ZM165 157L167 156L166 155V153L165 154H163ZM179 155H180V153H179ZM182 155H183V153H182ZM102 156V155H101ZM140 156H142V155H140ZM145 156V155H144ZM143 156V157H144ZM147 156V155H146ZM145 156V157H146ZM157 156V155H156ZM158 156H160V155H158ZM169 156H170V154H169ZM161 157V156H160ZM184 157V156H183ZM186 157V156H185ZM122 158V159H121ZM140 158H142V157H140ZM162 158H164V157H162ZM170 158V157H169ZM187 158V157H186ZM104 159V160H103ZM106 159H107V157H106ZM136 159V158H135ZM145 159V158H144ZM147 159V158H146ZM165 159H168V156H167V158H165ZM172 159V158H171ZM176 159V158H175ZM175 159H173V160H175ZM178 159H179V156H178ZM178 159H176V160H178ZM184 159V158H183ZM110 160H111V157H110ZM138 160H141V159H138ZM175 160V161H176ZM180 160H182V159H180ZM185 160V159H184ZM105 163H104V162ZM143 161V160H142ZM141 161V162H142ZM118 162V163H119ZM140 162V163H141ZM144 162V161H143ZM181 162V161H180ZM122 163V162H121ZM175 163V162H174ZM177 163V162H176ZM185 163V164H184ZM184 163H183V165H184V168L186 169H184L188 174H190V173H192V174H194L193 172L195 171V169H196V167H195V164H193V162H191V161H189V159H186L185 161H184ZM169 165H171V164H169ZM140 169L142 170L143 169V167L141 168L140 167ZM138 171V170H137ZM136 171V172H137ZM140 172H142V171H140ZM139 171H138V173H140ZM196 172H197V169H196ZM138 173H136V174H138ZM136 174H135V176H136ZM140 174H142V173H140ZM139 175V174H138ZM189 176V175H188ZM140 177V175L138 176V178ZM187 177V176H186ZM135 178V177H134ZM138 178H136V180L138 179ZM188 179V178H187ZM247 190V189H246ZM250 190H251V188H250ZM249 190V191H250ZM252 191V190H251ZM250 191V192H251ZM247 192V191H246ZM245 193V192H244ZM249 193V192H248ZM126 207H127V205H126ZM115 208V207H114ZM111 211V213H112V210H110ZM110 213V214H111ZM110 222V221H109ZM108 224V225H107ZM109 227V226H108ZM113 231V230H112ZM115 231V230H114ZM113 231V232H114ZM111 232V231H110ZM116 233H117V231H116ZM116 233H114V234H116ZM105 234V233H104ZM107 234V233H106ZM113 234V235H114ZM112 235V234H111ZM119 236H120V233L118 234ZM113 237H115V236H113ZM112 236L110 237V238H113ZM103 238H104V236H103ZM120 238V237H119ZM136 239H141V238H137L136 237ZM111 240V239H110ZM118 241H119V239H118ZM119 244V243H118ZM191 246V245H190ZM189 246V247H190ZM116 247V238L114 239V242H113V245H112V248H115ZM205 247V246H204ZM100 248V249H99ZM119 248V247H118ZM237 248V247H236ZM190 249V248H189ZM188 249V250H189ZM200 249L202 250V252L201 253H198L199 251H200ZM236 250V249H235ZM205 251H207V250H205ZM102 252V251H101ZM204 252V250L202 249V247L201 246H195V247H193V250H191V253H193V256L191 255L190 257V259H187V258H189V256L186 258L187 260H190V261H188L189 262V264H194V263H198V264H201L202 262H203V264H209V262H207L206 261V263L204 262V260L205 259H207V257L205 256L206 254H205V252ZM207 253V252H206ZM217 254V253H216ZM103 256H104V254H103ZM102 256V257H103ZM213 256V255H212ZM206 257V258H205ZM218 257V256H217ZM210 258V257H209ZM214 259V258H213ZM212 259V260H213ZM139 262V261H138ZM138 262H137V264H138ZM186 264H187V261L185 262ZM258 264V263H257Z\"/></svg>",
  "mask_w": 264,
  "mask_h": 264
}]
</instances>
